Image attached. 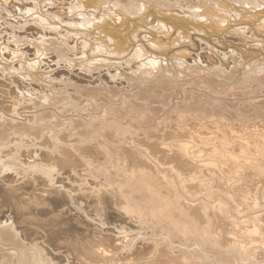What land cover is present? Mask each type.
I'll use <instances>...</instances> for the list:
<instances>
[{
	"label": "bare ground",
	"instance_id": "bare-ground-1",
	"mask_svg": "<svg viewBox=\"0 0 264 264\" xmlns=\"http://www.w3.org/2000/svg\"><path fill=\"white\" fill-rule=\"evenodd\" d=\"M30 1V0H29ZM35 1L34 3H28L27 0H0V18H3L2 20L6 21V24L8 23L10 25V37H12V41H26L27 37H33V36H37L38 33H41L43 35H46V33H49L48 31H46V29H50L52 30L55 29V35H62L64 37H67V35L69 36V32H73L76 36L82 37V41L81 44L84 45V48H82V54L83 57L81 55L80 58H85L87 56L84 57V53L86 52V50L90 49L91 44L95 42V47L93 50H91L92 55H97V54H101L98 53V49H102L104 52L108 53L107 56H109V54L113 55H117V56H121L122 53H127V43L129 40L128 37V32L129 31H133V27L135 25V23H137V26H147V25H151L150 31L151 34L156 37L155 39H150L148 40V35H146V43L144 42H138L139 40H135L136 44L135 47L133 49H131L129 52L128 57H126L127 62L126 63H132L135 61H140L139 66L136 67L135 71L133 72L134 74H136L141 80L144 79L146 81V83L149 81L151 84H155L158 85L154 86V85H142L144 87L141 88H137L138 90L135 91V93L133 95H129L128 98L124 97V99H126L125 101H121L123 108L125 110L126 105H129V102H137L138 99L140 98H149V96L153 95V92H160V91H166L167 95H170L172 93H178L180 92V90L178 89V91H175L177 88H174L176 86H169L168 84L164 82L160 83V81L158 82V80L160 79L159 76V71L164 70L163 65L165 64L166 61V54H167V50L168 48L172 47V45L176 42L178 43H186L190 40L191 38V32L190 30H195L197 29L198 31H201V33H203L202 35L200 34V38L203 41H208L210 40V38L208 37H212L214 38V40H223L226 39V35H222V32L224 31L225 26L230 23V21H233L235 19L237 20H248L251 21L252 23H254L255 27H256V31H258V33H264V0H33ZM44 4H42V3ZM60 2V3H59ZM54 4L53 7H50V9H46L43 7L45 6V4ZM58 3L61 4V7L58 6ZM56 4V5H55ZM232 6V7H230ZM258 10V11H257ZM2 12H5L4 14ZM16 13L18 15H20V17L22 16L24 17V13H30L29 15H37L38 18L45 20V22L43 23L42 20L39 22V27H22L23 31L18 32L17 30H20L22 28H18L17 30H15V26H17V22L13 23V22H9L7 21V17L10 16V13ZM26 16V15H25ZM13 17H11L12 20ZM17 18V17H16ZM19 18V17H18ZM17 18V20H18ZM27 18V17H26ZM25 18V19H26ZM230 18V19H229ZM39 19V20H40ZM232 19V20H231ZM21 20V19H20ZM30 20V19H28ZM34 20V19H33ZM4 21V23H5ZM16 21V19H15ZM22 21V20H21ZM135 23H134V22ZM26 22L27 19H26ZM25 22V23H26ZM32 22V21H31ZM24 23V24H25ZM35 23V22H34ZM232 23V22H231ZM1 24V23H0ZM20 24V23H19ZM32 24V23H31ZM37 24V22H36ZM45 25H49L48 27H45ZM231 25V24H230ZM252 25V24H251ZM5 26V24H4ZM19 26V25H18ZM22 26V25H21ZM20 26V27H21ZM35 26V25H34ZM57 26V28L59 27L61 30L56 29L55 27ZM3 27V26H2ZM6 27V26H5ZM245 27V26H244ZM7 28H9L7 26ZM17 28V27H16ZM241 29V28H240ZM243 29V28H242ZM248 29V27H247ZM250 29V28H249ZM64 30V31H62ZM244 30V29H243ZM4 31V30H3ZM237 31V29H236ZM242 31V30H241ZM246 31V30H245ZM1 32V30H0ZM244 32V31H243ZM7 33V32H6ZM196 33V32H195ZM242 32H240L239 34H241ZM53 34V33H52ZM142 34V33H141ZM158 34H164L166 36V40H162L160 37H158ZM236 34V33H235ZM250 34V33H249ZM257 34V33H256ZM8 35V33L6 34ZM206 35V36H205ZM245 35V33H244ZM9 36V35H8ZM42 36V35H41ZM55 36V37H56ZM133 36H136L135 34H133ZM198 36V35H197ZM198 36V37H199ZM4 37V36H3ZM38 37V36H37ZM36 37V38H37ZM40 37V36H39ZM38 37V38H39ZM43 37V36H42ZM51 37V36H50ZM53 37V36H52ZM58 37V36H57ZM74 37V36H73ZM139 37V36H138ZM264 37V35H263ZM262 37V38H263ZM193 38V37H192ZM196 38V37H195ZM261 38V37H260ZM33 39V38H32ZM45 39V38H44ZM48 39V38H47ZM61 40V38H58L56 40ZM90 39H93L94 42H90ZM199 39V38H198ZM230 39V37H229ZM237 39V37H236ZM248 39V38H247ZM240 40L242 43H240L239 45H237L235 48H237V52H235L234 50H230L229 52H223V51H216L213 52V56H209L206 54H202L201 59L203 62L206 63L207 66H212V70L210 69V71H206L207 76L205 77H211L213 78V80L208 79L206 82L210 83V82H215L217 84H219V87L215 88H209L211 91L213 92H226L230 90L229 87H225L229 86V83L227 82V80L231 81V80H235L236 78H234V76H232L230 78V75H232L235 71L236 72H241V74L243 75L242 77H237V79L235 80L236 85L238 86L240 82H244L245 81H249V83L251 82V84L255 83V84H259V85H264V57H260L261 54H258L256 57H260L258 59H256V57L253 58V53L252 51H249L250 49H247L245 45H242L245 43H249V39L247 40ZM1 40V39H0ZM31 41V39H29ZM38 40V39H37ZM52 40V39H51ZM56 40H53L52 42L48 40V42H51L52 45H55ZM80 40V39H79ZM92 40V41H93ZM196 40V39H195ZM212 40V39H211ZM227 40V39H226ZM231 40V39H230ZM233 40V39H232ZM6 41H10V40H6ZM64 41V40H62ZM72 41V40H70ZM69 41V42H70ZM75 41V40H74ZM73 41V42H74ZM200 41V40H199ZM202 41V43H203ZM239 41V42H240ZM252 41V40H251ZM35 42V41H34ZM41 42H45V40H41ZM58 42V41H57ZM66 42V41H65ZM73 42H71L73 44ZM236 42V41H235ZM236 42V43H239ZM6 43V42H5ZM11 43V42H10ZM35 43H39L35 42ZM34 43V44H35ZM47 43V42H45ZM63 43V42H62ZM61 43V44H62ZM75 43V42H74ZM135 43V42H134ZM133 43V45H134ZM227 43V42H226ZM253 43V42H251ZM18 44V43H17ZM42 44V43H41ZM38 44L40 46L43 45ZM44 44V43H43ZM67 44V43H66ZM65 44V45H66ZM69 44V43H68ZM80 44V45H81ZM193 44V43H192ZM206 47H207V43ZM221 44V43H220ZM228 44V43H227ZM28 45V44H27ZM33 45V43H32ZM36 45V44H35ZM46 45V44H45ZM44 45V46H45ZM49 45V43H48ZM82 45V46H83ZM177 45V44H176ZM197 45V44H196ZM204 45V43H203ZM34 46V45H33ZM47 46V45H46ZM71 45H68V47ZM147 46H149V48H154L153 50H148ZM174 46V45H173ZM182 46V45H181ZM3 47V46H2ZM6 47V46H5ZM13 47V46H12ZM17 47V46H16ZM32 47V46H29ZM39 47V46H38ZM175 47V46H174ZM210 48H208L209 50H212L211 48H214L212 46H208ZM254 47V46H253ZM264 48V44L261 46ZM1 48V47H0ZM40 48V47H39ZM70 48V47H69ZM73 48V47H72ZM2 49V48H1ZM37 49V48H34ZM81 49V48H80ZM78 49V50H80ZM229 49V48H228ZM254 49V48H253ZM29 50V49H28ZM61 50V49H60ZM65 50V49H64ZM67 50V49H66ZM69 50V49H68ZM67 50V51H68ZM96 50V52H95ZM187 50V49H186ZM184 50V51H186ZM194 50V49H193ZM216 50V49H214ZM220 50V49H219ZM3 51V50H2ZM38 50H35V52ZM9 52V50H8ZM49 52V51H48ZM51 52V51H50ZM49 52V53H50ZM71 52V51H70ZM75 52V51H74ZM99 52H101V50H99ZM103 52V53H104ZM188 52V51H187ZM186 52V54H187ZM199 52H202L199 50ZM18 53V52H17ZM16 53V54H17ZM30 53V52H29ZM35 53V54H37ZM55 53V52H54ZM57 53V52H56ZM60 53H63L62 50L60 51ZM67 53V52H66ZM80 53V52H79ZM106 53H104L103 55H105ZM179 53V52H178ZM184 53V52H183ZM176 54L175 57L172 60V67H174V63H178L176 65H178L180 68H187V65L185 66L184 64H180L179 63L183 60L182 57L184 56V54ZM191 53V52H189ZM204 53V52H203ZM7 54V53H6ZM11 54V53H9ZM14 54V53H12ZM14 54V56L16 55ZM44 56H46L45 53H43ZM192 54V53H191ZM4 55V54H2ZM21 55V53H20ZM60 55V54H59ZM66 55V54H65ZM79 55V54H78ZM7 56V55H5ZM10 56V55H9ZM17 56V55H16ZM52 55H49V58ZM72 56V55H70ZM69 56V57H70ZM76 56V55H75ZM196 56V55H195ZM23 57V56H21ZM28 57V55H27ZM37 57V56H36ZM67 57V56H66ZM77 57V56H76ZM3 58V56H2ZM8 58V57H7ZM6 58V59H7ZM42 58V57H41ZM44 58V57H43ZM48 58V59H49ZM72 58V57H71ZM195 58V57H194ZM198 60L199 57L197 55ZM250 60H248V59ZM253 58V59H251ZM16 59V58H15ZM11 60H14L13 58H11ZM38 60V59H37ZM55 60V59H54ZM59 60V59H58ZM74 60V59H72ZM93 60V59H91ZM102 60V59H101ZM193 60V59H192ZM7 61V60H6ZM52 61V60H51ZM63 61V60H62ZM90 61V60H89ZM97 61V60H96ZM108 61V60H107ZM120 61V60H119ZM184 61V60H183ZM201 61V62H202ZM4 62V61H3ZM13 62V61H12ZM42 62V61H41ZM44 62V61H43ZM55 62V61H54ZM52 61V63H54ZM57 62V61H56ZM55 62V63H56ZM59 62V61H58ZM57 62V64H58ZM65 62V61H64ZM100 62V61H99ZM110 62V61H109ZM115 62V61H114ZM174 62V63H173ZM186 62V60H185ZM184 62V63H185ZM194 62V61H192ZM197 62V61H196ZM51 63V62H50ZM49 63V64H50ZM60 63V62H59ZM88 63V62H87ZM104 63V62H103ZM129 63V64H130ZM168 63V62H167ZM12 64V63H11ZM17 64V63H16ZM21 64V63H20ZM27 64V63H26ZM25 64V66H26ZM46 64V63H45ZM67 64V63H66ZM135 64V63H133ZM188 64V63H187ZM195 64V63H194ZM204 64V63H201ZM30 65V64H29ZM44 65V64H43ZM78 65V64H77ZM91 65V64H90ZM94 65V64H93ZM120 65V64H119ZM132 65V64H131ZM136 65V64H135ZM190 65V64H188ZM200 65V64H199ZM205 65V64H204ZM230 65H232L231 67H229ZM12 66V65H11ZM17 66V65H16ZM21 66V65H20ZM57 66H60L59 64ZM66 66V65H65ZM70 66V65H69ZM111 66H113L111 64ZM123 66V65H122ZM133 66V65H132ZM182 66V67H181ZM198 66V65H197ZM14 67V66H13ZM33 67V66H32ZM31 67V68H32ZM35 67V66H34ZM37 67V66H36ZM47 67V66H46ZM67 67V66H66ZM83 67V66H82ZM101 67V66H100ZM178 67V69H179ZM193 68L196 67L192 66ZM229 69H228V68ZM11 68V67H10ZM9 68V69H10ZM29 68V66L27 67ZM41 68V67H40ZM106 68V67H105ZM109 68V67H108ZM123 68V67H122ZM121 68V69H122ZM135 68V67H133ZM171 67H169L170 69ZM14 69V68H13ZM12 69V70H13ZM53 69V68H51ZM50 69V70H51ZM69 69V68H68ZM81 69V67H80ZM104 69V68H103ZM111 69V68H110ZM118 69V68H117ZM130 69V68H129ZM144 69V70H143ZM197 69V68H196ZM6 70V69H5ZM11 70V71H12ZM18 70V69H17ZM31 70V69H30ZM35 70V69H34ZM44 70V69H43ZM49 70V69H47ZM59 70V69H57ZM56 70V71H57ZM84 70V69H83ZM89 70V69H88ZM102 70V69H101ZM128 70V69H127ZM176 70V69H175ZM3 71V70H2ZM7 71V70H6ZM21 71H22V67H21ZM25 71V70H24ZM60 71V70H59ZM73 71V70H71ZM95 71V70H94ZM98 71V70H97ZM104 71V70H103ZM107 71V69H106ZM116 71V69H115ZM133 71V70H132ZM173 70L170 71V73ZM201 73L200 70H197ZM82 72V71H81ZM109 72V71H108ZM107 72V73H108ZM125 72V71H124ZM182 72V71H181ZM4 73H6L4 71ZM2 75H5V74ZM9 73V71L7 72ZM14 73V71L12 72ZM9 73V74H12ZM16 73V72H15ZM39 73V72H38ZM47 73V72H46ZM65 73H69V72H65ZM90 73V72H89ZM88 73V74H89ZM100 73V72H99ZM110 73V72H109ZM114 73V72H113ZM130 73H132L130 71ZM129 73V74H130ZM132 73V74H133ZM173 73V72H172ZM184 73V70H183ZM196 73V72H195ZM193 73V74H195ZM8 74V75H9ZM92 74V73H91ZM125 74V73H124ZM127 74V73H126ZM199 74V73H198ZM8 75H5L6 77ZM14 75V74H13ZM36 75V74H35ZM39 75V74H38ZM47 75V74H46ZM67 75V74H66ZM80 75V73H79ZM77 75V76H79ZM83 75V73H82ZM95 75V74H94ZM100 75V74H99ZM121 75V73H120ZM123 75V74H122ZM159 77H158V76ZM167 75V74H166ZM4 76V77H5ZM17 76V75H16ZM21 76V75H19ZM17 76V77H19ZM42 76V75H41ZM45 76V75H44ZM59 76V75H58ZM63 78V75H61ZM60 76V77H61ZM70 76V74H69ZM75 76V75H74ZM81 76V75H80ZM85 76V75H83ZM89 76V75H88ZM101 76V75H100ZM129 76V75H128ZM175 76V75H174ZM15 77V76H14ZM17 77L15 80H17ZM49 77V76H47ZM73 77V76H72ZM94 77V76H93ZM99 77V76H98ZM109 78L110 75H108ZM107 77V78H108ZM114 77V76H113ZM123 77V76H122ZM136 77V78H138ZM167 77V76H164ZM193 77V76H192ZM197 77V76H196ZM204 77V76H203ZM9 78V77H8ZM13 78V77H12ZM24 78V77H23ZM26 78V77H25ZM29 78V77H28ZM65 78V77H64ZM68 78V76H67ZM79 78V77H78ZM91 78V77H90ZM119 78V77H118ZM162 78V77H161ZM182 78V77H181ZM180 78V79H181ZM199 78V77H198ZM201 78V77H200ZM199 78V79H200ZM11 79V78H10ZM20 79V78H19ZM55 79V78H54ZM59 79V78H58ZM61 79V78H60ZM66 79V78H65ZM64 79V80H65ZM72 78H70L71 80ZM80 79V78H79ZM106 79V78H105ZM126 80H128V78H125ZM131 79V78H130ZM169 78H167L168 80ZM14 80V81H15ZM44 80V79H43ZM46 80V79H45ZM50 82V79H48ZM46 80V82L48 81ZM53 80V79H51ZM104 80V79H103ZM116 80V79H115ZM119 80V79H118ZM195 80V79H194ZM205 80V79H204ZM13 81V82H14ZM34 81V80H33ZM41 81V80H39ZM38 81V82H39ZM83 81V79H82ZM95 81V80H94ZM101 81V80H100ZM108 81V80H107ZM106 81V82H107ZM112 81V80H111ZM122 81V80H121ZM133 81V80H132ZM131 81V82H132ZM139 81V80H138ZM179 81V80H178ZM18 82H22V81H18ZM52 82V81H51ZM60 82V81H59ZM66 82V81H65ZM99 82V81H98ZM103 82V81H101ZM118 82V81H117ZM116 82V83H117ZM199 82V81H198ZM197 82V83H198ZM234 82V83H235ZM1 83V82H0ZM27 83V82H26ZM43 83V82H42ZM57 83V82H56ZM69 83V82H68ZM72 83V82H71ZM75 83V82H73ZM72 83V84H73ZM78 83V82H77ZM80 83V82H79ZM88 83V82H87ZM135 82H133V84H131L132 86L128 85L129 87H133V85ZM179 83V82H178ZM189 83V81H188ZM23 84V83H22ZM25 84V83H24ZM29 84V83H27ZM31 84V83H30ZM48 84V83H47ZM62 84V83H61ZM67 84V83H66ZM85 84V83H84ZM90 84V83H89ZM88 84V85H89ZM101 84V83H100ZM103 84V83H102ZM122 84V83H121ZM120 84L119 87H121L122 85ZM124 84V83H123ZM129 84V82H128ZM193 84V83H192ZM212 85V83H210ZM246 84V83H245ZM83 85V84H82ZM81 85V87H82ZM107 85V83H106ZM116 85V84H115ZM118 85V84H117ZM197 85V84H196ZM203 85V84H201ZM199 85V87L201 86ZM205 85V84H204ZM207 85V84H206ZM22 86V85H21ZM28 86V85H27ZM30 86V85H29ZM49 86V85H48ZM75 86V84H74ZM77 86V85H76ZM91 86V85H90ZM98 86V85H97ZM101 86V85H100ZM103 86V85H102ZM108 86V85H107ZM124 86V85H123ZM181 86V85H180ZM189 86V85H188ZM192 86V85H191ZM195 86V84H194ZM210 86V85H209ZM236 86V87H237ZM250 86V85H249ZM252 86V85H251ZM250 86V87H251ZM36 87V86H35ZM34 87V88H35ZM51 87V86H50ZM63 87V86H62ZM66 87V86H65ZM79 87V86H78ZM92 87V86H91ZM95 87V86H94ZM109 87V86H108ZM107 87V88H108ZM114 87V86H113ZM187 87V86H186ZM197 87V86H196ZM203 87V86H201ZM213 87V86H212ZM241 87V86H240ZM247 87V86H246ZM249 87V89H250ZM257 87V85H256ZM264 87V86H263ZM261 87V88H263ZM27 88V87H26ZM29 88V87H28ZM40 88V87H39ZM38 88V90H39ZM57 88V87H56ZM84 89V87H82ZM100 88V87H97ZM106 88V87H105ZM103 88V89H105ZM111 88V87H110ZM117 88V87H116ZM207 88V87H206ZM238 88V87H237ZM19 89H21V87H19ZM33 89V87H32ZM37 89V88H36ZM47 89V88H46ZM72 89V88H71ZM86 89V88H85ZM93 89V88H92ZM118 89V88H117ZM124 89V88H123ZM122 89V90H123ZM181 89V87H180ZM204 89V88H203ZM235 89V88H234ZM247 89V88H246ZM255 89V88H254ZM258 89V88H257ZM37 90V91H38ZM41 90V89H40ZM43 90V89H42ZM74 90V88H73ZM100 90V89H99ZM102 90V88H101ZM116 90V89H114ZM128 90V89H127ZM200 90V89H199ZM206 90V89H205ZM23 91V90H22ZM28 91V89H27ZM36 91V92H37ZM52 91V90H51ZM54 91V90H53ZM75 91V90H74ZM73 91V92H74ZM108 91V90H107ZM207 91V90H206ZM258 91V90H257ZM256 91V92H257ZM15 92V90H14ZM18 92V91H17ZM24 92V91H23ZM46 92V91H44ZM48 92V91H47ZM56 92V90H55ZM64 92V91H63ZM69 91H67L68 93ZM114 92V91H111ZM185 92V91H184ZM193 92V91H192ZM209 92V90L207 91ZM254 92V90H253ZM259 92V91H258ZM22 93V92H21ZM30 93V92H29ZM32 93V91H31ZM33 93H35V91H33ZM32 93V94H33ZM41 93V91H40ZM39 93V94H40ZM50 93V92H49ZM48 93V94H49ZM70 93V92H69ZM76 93V92H75ZM234 93V92H233ZM241 93V92H240ZM250 93V92H249ZM260 93V92H259ZM16 94V93H15ZM28 94V93H27ZM45 94V93H44ZM89 94V93H88ZM91 94V93H90ZM102 94V93H101ZM100 94V95H101ZM104 94V93H103ZM109 94V93H108ZM161 94H163L161 92ZM236 94V93H235ZM246 94V93H245ZM251 94V93H250ZM18 95V94H17ZM25 95V94H24ZM36 95V94H35ZM68 95V94H67ZM87 95V94H85ZM97 95V94H96ZM99 95V96H100ZM114 95V94H113ZM117 95V94H116ZM195 94H193L192 96H194ZM202 95V94H201ZM200 95V96H201ZM226 95V94H225ZM232 95V94H231ZM238 95V93H237ZM241 95V94H240ZM238 95V96H240ZM244 95V93H243ZM261 95V94H260ZM19 96V95H18ZM21 96V95H20ZM65 96V94H64ZM92 96V95H91ZM90 96V98H91ZM122 96V95H121ZM153 96H157V95H153ZM151 96V97H153ZM164 96V94H163ZM179 96V95H178ZM215 96V94H214ZM37 97V96H36ZM88 97V96H87ZM94 97V96H93ZM98 97V96H97ZM107 97V96H106ZM119 97V96H118ZM181 97V96H180ZM207 97V96H206ZM211 97V96H210ZM221 97V96H220ZM258 97V96H257ZM262 97V95H261ZM260 97V98H261ZM18 98V97H17ZM56 98V97H55ZM68 98V96H67ZM70 98V97H69ZM99 98V97H98ZM96 98V100L98 99ZM101 98V97H100ZM122 98V97H121ZM158 98V96H157ZM164 98V97H163ZM177 98V97H176ZM199 98V96H198ZM197 98V99H198ZM227 98V97H225ZM232 98V97H231ZM235 98V97H234ZM104 99V98H101ZM156 99V98H155ZM165 99V98H164ZM193 99H196L195 97ZM200 99V98H199ZM246 99V98H245ZM41 100V99H40ZM61 100V99H60ZM71 100V99H70ZM92 100V99H91ZM109 100V99H108ZM137 100V101H135ZM142 100V99H141ZM153 100V99H151ZM160 100V99H159ZM171 99L166 97L167 101L165 104H170V102H172ZM192 99H190L191 101ZM233 100V99H232ZM236 100V99H235ZM262 100V99H261ZM259 100V101H261ZM19 101V100H18ZM57 101V99H56ZM68 101V100H67ZM89 101V99H88ZM117 101V100H116ZM145 101V100H144ZM155 100H153L152 102H154ZM164 101V100H162ZM161 101V102H162ZM252 101V100H251ZM264 101V100H262ZM41 102V101H40ZM50 102V101H49ZM48 102V103H49ZM74 102V101H73ZM150 102V103H152ZM160 102V101H158ZM158 102H154V103H158ZM177 102V101H176ZM217 102V101H216ZM235 102V101H234ZM242 102V101H241ZM247 102V101H246ZM34 103V102H33ZM38 103V102H37ZM43 103V102H42ZM57 103V102H56ZM61 103V102H60ZM65 103V102H64ZM67 103V102H66ZM86 103V102H85ZM111 103V102H110ZM119 103V102H118ZM164 104V102H162ZM174 103V102H173ZM181 103V102H180ZM179 103V105H181ZM194 103V102H193ZM207 103V102H206ZM215 103V102H214ZM213 103V104H214ZM219 103V102H217ZM223 103V102H222ZM229 102H226V104ZM232 102H230L231 104ZM245 103V101H244ZM243 103V104H244ZM52 104V103H51ZM54 104V103H53ZM93 104V103H92ZM96 104V103H94ZM120 104V103H119ZM153 104V103H152ZM161 105V103H159ZM184 104V103H183ZM183 104L181 106H183ZM202 104V103H201ZM234 104V103H233ZM237 104V103H236ZM248 104V103H247ZM246 104V106H247ZM252 104V103H250ZM46 105V104H45ZM88 105V104H87ZM91 105V104H90ZM132 105V103L130 104ZM134 105V104H133ZM178 105V103H177ZM178 105V106H179ZM190 105V104H188ZM207 105V104H206ZM210 105V104H209ZM221 105V103H220ZM232 105V104H231ZM239 105V104H238ZM249 105V104H248ZM111 105H107V111L109 109H116L118 108V106L116 107ZM135 106L137 108H140L143 106V104L139 103H135ZM134 106V107H135ZM146 106V105H145ZM171 106V104H170ZM180 106V108H181ZM185 106V105H184ZM234 106V105H233ZM253 106V105H252ZM259 106V105H258ZM262 106V105H260ZM38 107V104H37ZM59 107V106H58ZM90 107V106H89ZM130 107V106H129ZM132 107V106H131ZM168 107V106H167ZM165 107V108H167ZM198 107V106H197ZM207 110L208 106H205ZM211 107V106H210ZM218 107V106H217ZM225 107V105L223 106ZM222 107V108H223ZM235 107V106H234ZM257 107V106H256ZM264 107V106H262ZM97 108V107H96ZM121 108V107H120ZM128 108V107H127ZM137 108L135 110H137ZM147 108V109H146ZM177 108V107H176ZM195 108V107H192ZM258 108V107H257ZM27 109V108H26ZM62 109V108H61ZM113 109V110H114ZM132 110H128L129 113L133 112V108H131ZM145 110L144 113L140 112H135L137 114V116H140L144 122L146 121H151L153 116L152 114H156L159 113L161 111V107H145L142 108ZM170 109V108H169ZM178 109V108H177ZM184 109V108H183ZM180 109V110H183ZM189 109V108H186ZM185 109V110H186ZM203 109V108H202ZM201 108L200 111L204 112ZM211 109V108H210ZM214 109V108H213ZM217 109V108H216ZM228 109V108H227ZM120 110V109H119ZM174 110V109H173ZM190 110H194V109H190ZM196 110V109H195ZM218 110V109H217ZM220 110V109H219ZM235 110V109H234ZM252 110V109H251ZM251 110L248 111L251 113ZM259 110V108H258ZM105 111V109H104ZM103 111V112H104ZM189 111V110H188ZM199 111V110H197ZM210 111V110H209ZM207 110V112H209ZM212 112L214 110H211ZM221 111V110H220ZM223 111V110H222ZM243 111V110H242ZM247 111V109H246ZM256 111V110H255ZM15 112V110H14ZM118 112V111H117ZM122 112V111H121ZM163 112V111H162ZM195 112V111H194ZM210 112L211 114H205L201 113V114H197V117H190L191 111L188 113H180L177 112V110L172 111V113H174L173 115L176 116L175 118H173L176 122H178L177 124H174V126H169L167 131H170V133H168L166 136L168 137H164L165 140L167 139H171V141L175 142L173 143V146L176 147V149L178 150V155L180 157H182V159L184 160L185 163H188L190 161H193V165H191L190 167L188 166H184L185 170H189V171H193L192 175H193V179L195 181L201 180L202 183H204L203 186H206L207 188H209V190H211V192H214V190L218 191L219 190H223L220 191L224 192L228 191L230 192L226 187L229 186V182L231 183V181H235L233 179H236V177L243 176L244 177L248 176L250 173H254L256 172L258 174L257 178L254 179L255 182L256 180L257 183L255 184V188H254V192H257L260 188V184L263 182L264 179V117H258L259 119H255L257 115L255 116V120L253 119L252 121L248 122H242L240 121L237 125H233L231 123H233L232 121L233 119H229L228 116L226 118L224 117H220L218 116H214L213 113L215 112ZM241 112V111H240ZM239 112V114H240ZM106 113V112H105ZM120 113V112H119ZM128 113V112H127ZM127 113H125L124 115H126ZM171 113V114H172ZM219 113V112H218ZM223 113V112H222ZM244 113V112H243ZM246 113V112H245ZM253 113V112H252ZM255 113V112H254ZM71 114V113H70ZM108 114V113H107ZM110 114V113H109ZM122 114V113H121ZM120 114V115H121ZM160 114V113H159ZM227 114H233V113H227ZM238 114V113H236ZM248 113H246L247 115ZM256 114V113H255ZM260 114V113H259ZM258 114V115H259ZM157 115V114H156ZM154 115V116H156ZM169 115V114H168ZM217 115V113H216ZM241 115V114H240ZM246 115L244 117L245 120H247ZM251 115V114H249ZM264 115V114H263ZM158 116V115H157ZM172 116V115H171ZM224 116V115H222ZM232 116V115H231ZM234 116V115H233ZM232 116V117H233ZM248 116V115H247ZM262 116V115H261ZM3 117V116H2ZM231 117V118H232ZM238 117V116H237ZM251 117V116H250ZM109 118V117H108ZM138 118V117H137ZM236 118V117H235ZM253 117H251L252 119ZM171 119V120H173ZM237 119V118H236ZM164 120V119H163ZM173 120V121H174ZM242 120V119H241ZM243 120V121H245ZM114 121V120H113ZM134 121V120H133ZM162 121V120H161ZM194 122L196 126L194 127H188V123ZM14 122L16 123V121L14 120ZM98 122V121H97ZM145 122V123H146ZM160 122V121H159ZM115 123V122H113ZM149 123V122H148ZM161 123V122H160ZM159 123V125H161ZM170 120H169V124H170ZM132 124V123H131ZM147 124V123H146ZM168 124V125H169ZM210 124V125H209ZM235 124V123H234ZM7 125V124H6ZM16 125H20V124H16ZM92 125V124H91ZM163 125V124H162ZM172 125V124H171ZM192 125V124H190ZM189 125V126H190ZM129 126V125H128ZM211 126V132H213L214 134L212 135L210 131V127ZM7 127V126H6ZM103 127V126H102ZM162 127V126H160ZM159 127V128H160ZM4 128V127H2ZM19 128V127H18ZM21 128V127H20ZM131 128V127H130ZM134 128V127H133ZM158 128V129H159ZM209 128V129H208ZM16 129V128H14ZM13 129V130H14ZM23 129V128H21ZM84 129V128H83ZM99 129V128H98ZM97 129V130H98ZM102 129V128H101ZM127 129V128H126ZM132 129V128H131ZM135 129V128H134ZM120 130V129H119ZM122 130V129H121ZM165 130V127H164ZM15 131V130H14ZM118 131V130H117ZM126 131V130H125ZM131 131V130H130ZM133 131V130H132ZM143 131V130H142ZM124 132V129H123ZM122 132V133H123ZM129 132V130H128ZM139 132V131H138ZM147 132V131H146ZM206 132V133H204ZM141 133V132H140ZM154 133V132H153ZM167 133V132H166ZM202 133H204L205 135L202 136ZM209 133V135H207ZM211 133V134H210ZM103 134V133H102ZM128 134V133H127ZM137 135V133H135ZM133 134V135H135ZM144 134V132H143ZM140 134L141 137H139L138 139L142 138V135ZM147 134V133H145ZM150 135V133H148ZM161 134V132H160ZM21 135V134H19ZM60 135V134H59ZM123 135H125V133H123ZM129 135H132L131 133H129ZM128 135V136H129ZM132 135V136H133ZM135 137V139L138 137ZM139 135V133H138ZM148 135V136H149ZM147 136V135H146ZM53 137V136H52ZM86 136H82L81 139H83L82 141L84 142L87 139L90 138H85ZM93 137V136H92ZM91 137V138H92ZM124 137V136H122ZM121 137V138H122ZM45 138V137H44ZM102 138V137H101ZM120 138V137H119ZM127 138V136L125 137ZM129 138V137H128ZM127 138V139H128ZM155 138V137H154ZM4 139V138H3ZM79 139V138H78ZM108 139V138H107ZM117 139V138H116ZM189 140V142H193V143H199L201 145V148L203 146L202 149H204L203 151H196L195 149H192V151L194 152L193 155L195 157H190V153H189V148H188V144H187V140ZM196 139V142H195ZM122 140V139H121ZM120 140V141H121ZM130 140V139H129ZM191 140V141H190ZM47 141V140H46ZM96 141V140H95ZM94 141V142H95ZM124 141V140H123ZM140 141V140H138ZM13 140L9 143H12ZM19 142V141H18ZM43 142V141H42ZM61 142V141H60ZM79 142V141H78ZM98 142V141H97ZM117 142V140H116ZM122 142V141H121ZM131 142H132V138H131ZM179 142L181 144H179ZM22 143V142H21ZM46 142H44L45 144ZM99 143V142H98ZM119 143V142H118ZM135 143V142H134ZM20 144V143H19ZM23 144V143H22ZM20 144V145H22ZM82 144V143H80ZM84 144V143H83ZM1 145V144H0ZM5 145V143H4ZM3 145V146H4ZM12 146L6 145L8 147L0 149V158L1 156H6L9 154H13L15 155V157H19V156H29V158L31 157V153L28 151L27 153L25 151L22 150L21 146L18 145L17 143L12 144ZM33 145V144H32ZM119 145V144H118ZM135 145V144H134ZM195 145V144H194ZM198 145V144H197ZM2 146V145H1ZM29 146V145H28ZM34 146V145H33ZM53 146V145H51ZM88 146V145H87ZM105 146V145H104ZM128 146V145H127ZM35 147V146H34ZM39 147V146H38ZM56 147V146H55ZM80 147V146H79ZM83 147V146H82ZM90 147V146H89ZM103 147V146H102ZM107 147V146H106ZM2 148V147H1ZM51 148V147H50ZM53 148V147H52ZM124 148V147H123ZM58 149V148H57ZM81 148H79L80 150ZM127 149V148H126ZM56 150V149H55ZM69 151V150H68ZM87 151L85 148L81 149V152ZM115 151V150H114ZM118 150L116 149V152ZM120 151V150H119ZM118 151V152H119ZM122 151V150H121ZM204 152L205 155L209 156V158H211L212 160L215 159V161H217L214 165L215 167L213 168V170L211 169V165H206L205 169H199L200 164H197L198 159L197 157L201 156V154H199L200 152ZM117 152V153H118ZM123 152V151H122ZM131 152V151H130ZM56 154V153H55ZM85 154V153H84ZM120 154V153H119ZM123 154V153H121ZM120 154V155H121ZM125 154V153H124ZM131 154V153H130ZM107 155V153H106ZM112 157L114 154H112ZM204 155V154H203ZM202 155V158L204 157ZM11 156V155H9ZM8 156V157H9ZM71 156V155H70ZM115 156V155H114ZM128 156V155H127ZM122 157V155H121ZM123 157H125L123 155ZM6 158V157H5ZM12 159H14V156L10 157ZM72 159V157H70ZM207 158V157H206ZM4 159V157H3ZM2 159V160H3ZM16 159V158H15ZM18 159V158H17ZM121 159V158H120ZM123 159V158H122ZM5 160V159H4ZM7 160V159H6ZM22 160V159H21ZM89 160V159H88ZM114 160V159H113ZM126 160V159H124ZM123 160V161H124ZM202 160V159H201ZM205 160V159H204ZM210 160V159H209ZM209 160L207 162H209ZM12 161V160H10ZM20 161V159H19ZM85 161V160H84ZM117 161V160H116ZM119 161V160H118ZM122 161V160H120ZM121 164H124L122 162H120ZM146 161V159H145ZM197 161V162H196ZM3 163V161H1ZM30 164L29 166L34 168V172L36 171H40L41 174L43 173V175L46 176L47 181L50 182V184L54 185L57 181H58V177L54 178L55 174L53 173L54 170L52 169H41L42 166H38V164ZM113 162V161H112ZM130 162V160H129ZM150 161L148 160V164ZM201 162V161H200ZM1 163V165H2ZM22 163V162H21ZM28 163V161H27ZM86 164H88L85 161ZM127 163V162H126ZM124 164L126 165V167L129 164ZM131 163V162H130ZM139 163V162H138ZM146 164V162H144ZM211 163H213L211 161ZM238 163V165H237ZM8 164V163H7ZM12 164V163H11ZM39 164H41L39 162ZM93 164V162H92ZM234 164V165H233ZM0 165V166H1ZM5 165V164H4ZM43 165V164H41ZM89 165V164H88ZM116 165V164H114ZM138 165V164H137ZM142 165V164H141ZM6 166V165H5ZM4 166V167H5ZM11 166V165H9ZM13 166V164H12ZM11 166V167H12ZM45 166V165H44ZM106 166V165H105ZM117 166V165H116ZM121 166V165H120ZM131 166V165H130ZM140 166V165H139ZM0 167V172L9 170L8 168L10 167ZM16 167H18V165H16ZM23 167V166H22ZM123 167V166H122ZM125 167V166H124ZM123 167V168H124ZM141 167V166H140ZM146 167V166H145ZM210 167V168H208ZM24 168V167H23ZM99 168V167H98ZM129 168V167H128ZM131 168V167H130ZM142 168V167H141ZM147 168V167H146ZM144 168V169H146ZM155 168V173L150 172L148 169H146L147 171H136V172H131V176L129 179L130 182V186L132 187H143L145 189H148L150 192L148 195H144L143 194V199L146 202V205H148V212L150 213V215L155 218L156 221L151 220L150 223V218H146L144 217H140L142 220V223L145 225H148L147 228H151L153 226H155V224H159L161 228L162 227V223L165 219H167L168 221L165 222V225H167V227H169L168 229L172 230L176 227L179 230H181L180 232H182V234L188 238L189 236V230H193V234L196 233L198 240H199V244L201 245V248L204 247L205 245L207 248L210 249V251L212 252V254L215 255V260L213 261V264H244V263H248V262H244L246 258H250L254 261L257 260V264H264L263 259L264 255L262 256V252H264V233L263 231L259 233L260 226L261 223L263 222V218H261V216H263L264 214L262 213L261 216H256L257 218L255 219L254 217V222L251 224V228L248 229L247 226H240V225H236V223L230 225L231 227H229V225H227L228 223H231L230 220L229 221V214L227 212V210L225 208H219V210H215L214 207L209 208L206 206H208L207 204L202 205L203 203L200 201V203L202 204H197L200 205L199 207V211L202 210L201 213L203 214V218L199 217L197 214L196 216H198L200 219H203L202 221H204L203 226L201 224H198L196 217H194V215H192L189 210L190 207L189 206V201L187 202L183 197L182 199L184 201L181 200V192L178 188V186L175 183V179L174 178H169V175L167 173H163L161 171H159L157 169V166L154 167ZM2 169V170H1ZM17 169V168H16ZM28 169V168H27ZM139 169V168H138ZM152 169V168H151ZM88 170V169H87ZM118 170V169H117ZM122 170V169H121ZM125 170V169H124ZM153 170V169H152ZM151 170V171H152ZM64 171V170H63ZM128 172V170H126ZM132 171V170H131ZM154 171V170H153ZM157 171V172H156ZM203 171V172H202ZM206 171V172H204ZM16 172V171H15ZM19 172V171H18ZM18 172H16L18 174ZM89 172V171H88ZM125 172V171H124ZM37 173V172H36ZM87 173V172H86ZM189 173V172H188ZM225 173V174H223ZM255 173V174H256ZM3 174V172H2ZM1 174V175H2ZM22 175V173H20ZM40 174V173H39ZM65 174V173H62ZM126 174V172H125ZM130 174V173H129ZM206 174V175H204ZM248 174V175H246ZM12 175V174H11ZM34 175V174H33ZM107 175V174H106ZM109 175V174H108ZM107 175V176H108ZM128 175V174H127ZM158 175L161 176L163 175L165 177V181L166 183L172 187V192L175 193V195H166L164 193H162L160 190L157 191V187L155 186V176ZM197 175V177L195 178V176ZM210 175L211 176V182L207 177V180L205 178H201V176H207ZM251 175V174H250ZM249 175V176H250ZM129 176V175H128ZM248 176V177H249ZM253 176V175H251ZM23 177V176H22ZM34 177V176H33ZM40 176H36V178L33 180L35 182H38L39 179H41ZM95 177V176H94ZM119 177V176H118ZM247 177V178H248ZM9 176H5L4 180L7 181V179H9ZM87 178V177H86ZM90 178V177H89ZM108 178V177H106ZM129 178V177H128ZM158 178V177H157ZM156 178V179H157ZM210 178V177H209ZM250 178V177H249ZM252 178V177H251ZM263 178V179H262ZM65 179V178H64ZM119 179V178H118ZM241 179V178H240ZM244 179V178H243ZM93 179H90V181H92ZM102 180V179H101ZM109 180V179H108ZM159 180V179H158ZM192 180V179H189ZM193 180V181H194ZM217 180V181H216ZM249 181V179H247ZM247 180L244 182H247ZM89 181V182H90ZM100 181V180H99ZM160 181V180H159ZM44 182V179H43ZM102 182V181H101ZM106 182V181H105ZM121 182V180H120ZM162 182V181H161ZM186 185H188L191 182L188 181H184ZM241 182H243L241 180ZM85 183V182H84ZM96 183V182H95ZM122 183V182H121ZM160 183V182H159ZM197 183V182H196ZM249 183H252V181ZM247 183V185L244 187H247V191L250 192L248 190V188L251 186H249ZM44 184V183H43ZM87 184V183H86ZM94 184V183H92ZM199 185L198 190L200 189L201 184L197 183ZM239 184V183H238ZM253 184V183H252ZM251 184V185H252ZM91 185V183H90ZM119 185V183H118ZM123 183L120 185L122 186ZM237 185V184H236ZM68 186V185H67ZM65 185H62V188L64 190V194L62 192H60L59 190H55L56 187L54 186H49V189L45 190V194L40 195V194H31L26 200H24V204L23 207L21 206H16L15 208H6V210H0V264H35L32 263V261H38V264H175L176 263V256H170L168 257V259L165 263L163 261H161V259L159 260L158 257H156V252L157 250L155 249L153 254H151L149 256V254L151 253L150 248H152V244L151 243H159L158 240L157 241H151L150 242H144L143 239L140 241L139 238H135L134 236L137 235L135 233L134 236L131 234L132 230H128L127 226L125 225L126 222H124V218L120 217V213H117V215H115L113 212L109 211V209L111 208V204H115L116 202L110 201L109 199H107L108 196H106V194H102V195H97L99 193H96L95 197L96 199H93V201L95 200L96 203L94 204V206L96 207H92L95 208V213H94V209H91V205L89 206V204L82 205V197H84V193L83 194H79V193H74L73 195V191H78V188H73L70 187V185L67 187ZM89 186V185H88ZM95 187H93V189H90L92 192L96 191L95 188L97 187V184L93 185ZM99 186V185H98ZM108 186V185H107ZM113 186H115L113 184ZM129 186V185H128ZM241 186V185H239ZM67 187V188H66ZM77 187V186H76ZM86 187V186H84ZM202 187V186H201ZM205 187V188H206ZM254 186L252 185V188ZM23 188V187H22ZM61 188V187H60ZM59 188V189H60ZM80 188V187H79ZM102 188V186H101ZM104 188V187H103ZM110 189V187H108ZM107 188V189H108ZM117 188V186H116ZM203 188V189H205ZM241 188V187H240ZM10 189V188H9ZM8 189V190H9ZM83 189V188H82ZM108 189V190H109ZM113 189V188H112ZM214 189V190H213ZM243 189V188H242ZM246 189V188H244ZM132 190V188H131ZM208 190V189H207ZM232 190V189H231ZM237 190V189H236ZM241 190V189H240ZM253 190V189H252ZM97 191H100V187L97 189ZM114 191L115 188H114ZM120 192H125L123 193V197L126 201V206H121L122 211H129L130 213L133 211V209H135V207L133 208V206L131 205L132 201H137L138 199L135 198V195L133 196L132 193H134L133 191H124V188L119 190ZM135 191V190H134ZM264 191V190H263ZM262 191V192H263ZM15 192V191H14ZM92 192H89L92 193ZM106 192V191H105ZM110 192V191H109ZM108 192V193H109ZM208 192V191H207ZM206 192V193H207ZM219 192V191H218ZM239 192V191H238ZM244 192V191H243ZM246 192V191H245ZM17 193V192H16ZM20 193V192H19ZM88 193V192H87ZM131 193V194H130ZM137 193V192H136ZM205 193V192H204ZM233 193V192H231ZM236 193V192H235ZM242 193V192H240ZM252 193V192H251ZM66 194V195H65ZM117 194V193H116ZM210 194V193H209ZM247 194V192L245 193V195H242V197H245ZM64 195V196H63ZM109 195V194H108ZM199 195V193H198ZM212 195V193H211ZM250 195V194H249ZM262 195V194H261ZM264 195V193H263ZM27 196V195H26ZM121 196V195H120ZM184 196V195H183ZM188 196V194H187ZM192 196V195H191ZM200 196V195H199ZM199 196H195L197 200V198ZM206 196V195H204ZM1 197V196H0ZM87 197V196H86ZM114 197V196H113ZM122 197V196H121ZM120 197V198H121ZM156 197H160V200H157ZM175 198V202L177 204L176 207H178L177 211L174 210L172 207H174V204L171 203L172 198ZM193 197V196H192ZM208 197V196H206ZM237 197V196H236ZM241 197V199H242ZM254 197V196H253ZM257 197V196H255ZM264 197V196H262ZM9 198V197H8ZM85 198V197H84ZM118 198V196H117ZM119 198V199H120ZM230 198V195H229ZM247 198H252V197H247ZM140 199V198H139ZM221 198H219L220 200ZM231 199L234 200V195L233 197H231ZM246 199V198H245ZM261 199V198H260ZM92 200V198H91ZM116 200V199H115ZM122 200V199H121ZM193 200V201H194ZM218 200V199H217ZM230 200V199H229ZM249 200V199H248ZM247 200V201H248ZM259 200V199H258ZM88 201V200H87ZM120 201V200H119ZM182 201V202H181ZM237 201V200H235ZM241 201V200H240ZM264 201V200H263ZM262 201V202H263ZM4 202V201H3ZM2 200H0V206L3 205ZM22 202V203H23ZM84 202V201H83ZM118 202V199H117ZM192 202V201H191ZM224 202V201H223ZM223 202H220V204H222ZM245 202V201H244ZM251 202V201H250ZM253 202V201H252ZM251 202V203H252ZM88 203V202H87ZM138 203V202H137ZM144 203V202H143ZM219 203V202H218ZM225 203V202H224ZM238 203V202H237ZM241 203V202H240ZM91 204V202H90ZM101 204L102 205V210L104 209L103 213L99 214V208L98 205ZM118 204V203H117ZM125 204V202L123 203ZM139 204V203H138ZM247 204V203H245ZM249 204V203H248ZM246 205L247 208L249 210H253V208H258L259 205L257 206V202L256 200H254L255 206L252 205ZM16 205V204H15ZM93 205V204H92ZM141 205V204H140ZM139 205V206H140ZM187 205V206H186ZM216 205V204H215ZM218 205V204H217ZM224 205V204H223ZM229 205V204H228ZM236 205V204H235ZM241 205V204H240ZM29 206L32 207H38V208H34L33 212H28V211H32V210H26L28 209ZM66 207V209H61L60 211H58V208L60 207ZM120 206V205H118ZM211 206V205H210ZM243 206V205H242ZM245 206V205H244ZM264 206V205H263ZM21 207V208H19ZM90 207V209H89ZM145 207V206H144ZM194 207V205H193ZM198 206H195L194 208H196ZM223 207V206H222ZM98 208V209H97ZM137 208V206H136ZM142 208V207H141ZM189 208V210L187 209ZM217 208V207H216ZM244 208V207H243ZM246 208V209H247ZM198 209V208H196ZM23 210V211H22ZM101 210V211H102ZM119 210V209H118ZM192 210V208H191ZM65 211L67 212H72L75 211L74 215H76V218H71L65 215ZM194 211V210H192ZM237 211V210H236ZM239 211V210H238ZM243 211V210H242ZM245 211V210H244ZM248 211V210H246ZM258 211V210H257ZM230 212V211H229ZM263 212V211H262ZM28 213H33V215L28 214ZM137 213V212H136ZM146 213V212H145ZM209 213L213 215V217L215 218V220H208L209 218ZM232 213V212H231ZM238 213V212H237ZM69 214V213H68ZM132 214V213H131ZM147 214V213H146ZM242 214V213H241ZM245 214V213H244ZM200 215V214H199ZM246 215V214H245ZM99 218L97 219L96 217ZM211 216V215H210ZM244 216V215H243ZM38 217V218H37ZM187 218V219H184ZM232 217V216H231ZM264 217V216H263ZM212 218V217H211ZM90 219V221L88 222L87 220ZM127 219V217H126ZM234 219V218H233ZM114 221H118V223L113 222ZM249 220V219H247ZM92 221H96L98 222V224L104 225L105 222H107V226L112 225L113 230L117 233V237H99L98 234H100V232H104L107 231L106 229L100 228V232H98L96 229V227H94V225L91 223ZM126 221V220H125ZM201 221V220H200ZM199 221V222H200ZM229 221V222H227ZM234 221V220H233ZM244 221V220H242ZM162 222V223H161ZM245 222V221H244ZM247 222V221H246ZM128 223V222H127ZM131 223V222H130ZM134 223V222H133ZM136 224V223H135ZM141 224V223H140ZM256 224V225H254ZM264 224V223H263ZM97 225V224H96ZM164 225V224H163ZM234 225V229H236V231L238 230V232L241 233V235H236L239 236V238H233L231 239L232 235L230 233L229 236L227 234L228 229L227 226L229 227V230L231 228H233L232 226ZM244 225V224H243ZM129 227V226H128ZM132 227V226H131ZM129 227V228H131ZM264 227V226H263ZM111 228V229H112ZM146 228V227H145ZM150 228V229H151ZM154 228V227H153ZM156 228V227H155ZM159 228V227H158ZM161 228L159 230H161ZM135 229V228H134ZM232 229V230H234ZM263 229V228H262ZM128 230V231H127ZM157 230V229H156ZM164 230V229H163ZM264 230V229H263ZM139 231V230H138ZM141 232V231H140ZM149 232V231H148ZM188 232V233H187ZM234 232V231H233ZM106 233V232H105ZM109 233V231L107 232ZM139 233V232H138ZM192 233V232H191ZM243 233H247V237L245 239ZM255 233H258V235H261V241L258 242L257 240L251 241L248 238L252 237ZM262 233V234H261ZM131 234V235H130ZM141 234V233H140ZM137 235V236H141V235ZM155 233V231H153V229H151L150 231V236H153ZM175 234V233H173ZM226 235V239L222 240L223 242L219 241V236L218 235ZM234 234V233H233ZM253 234V235H252ZM96 235L99 238H96ZM148 234H144L143 237H147ZM159 235V232H158ZM157 235V236H158ZM195 235V236H196ZM235 235L233 237H235ZM257 235V234H256ZM257 235V236H258ZM101 236V234H100ZM103 236V234H102ZM148 236V237H150ZM155 236V235H154ZM173 236V235H171ZM182 236V235H180ZM258 236V237H259ZM169 237V236H168ZM174 237V236H173ZM192 237V236H191ZM190 237V238H191ZM223 237V236H222ZM221 238V236H220ZM224 238V237H223ZM260 238V237H259ZM139 241H138V240ZM142 239V238H141ZM154 239V237H153ZM171 239V238H170ZM182 239V238H181ZM194 239H196L194 237ZM156 240V239H155ZM161 240V239H160ZM191 240V239H189ZM260 240V239H259ZM187 241V240H185ZM161 242V241H160ZM153 243V245H154ZM166 243V241H165ZM168 243V242H167ZM165 244V246L163 247L164 249L169 247L168 244ZM190 243V242H188ZM194 243V242H193ZM206 243V244H205ZM192 244V243H191ZM203 244V245H202ZM205 244V245H204ZM163 245V244H162ZM196 245V244H194ZM199 245V246H200ZM188 246V245H187ZM190 246V244H189ZM154 247L156 248V245H154ZM192 247V246H191ZM198 247V246H197ZM196 247V248H197ZM224 247V248H223ZM160 248V247H159ZM188 248V247H187ZM30 250L29 252H26V250ZM127 249V250H125ZM173 250V248H170ZM195 249V248H194ZM200 249V248H198ZM159 250V249H158ZM179 250V249H178ZM181 250V249H180ZM193 250V249H192ZM196 250V249H195ZM203 250V249H202ZM259 250H263L262 252H259ZM125 251V252H124ZM160 251H162L160 249ZM159 251V252H160ZM168 251V250H167ZM163 252V251H162ZM160 252V254L162 253ZM184 252V251H182ZM186 252V251H185ZM189 251H187L188 253ZM210 252V253H211ZM192 254L196 255L195 253L191 252ZM190 253V254H191ZM177 254V253H176ZM186 254V253H185ZM202 254V253H201ZM205 254V253H204ZM207 254V253H206ZM209 254V253H208ZM180 255V254H179ZM178 255V256H179ZM187 255V254H186ZM189 255V254H188ZM194 255H189L190 256H194ZM203 255V254H202ZM163 256L164 255H160ZM182 256V255H181ZM185 256V255H184ZM197 256V255H196ZM207 256V255H206ZM205 256V257H206ZM201 257V256H199ZM166 258V257H165ZM165 258L164 261H165ZM179 258H181L179 256ZM178 258V259H179ZM184 258V257H183ZM191 258V257H190ZM214 258V257H213ZM177 259V258H176ZM185 260H188L186 257L184 258ZM155 260V262H154ZM182 260V258L180 259ZM179 260V261H180ZM192 260V259H191ZM211 260V259H210ZM209 260V261H210ZM251 260V261H252ZM16 261V262H15ZM201 264H209L212 261H210L209 263H207L208 261L204 258L200 259ZM248 261V259H247ZM250 261V262H251ZM175 262V263H174ZM182 262V261H181ZM263 262V263H262ZM186 263V262H185ZM253 263V262H252ZM177 264V263H176ZM184 264V263H181ZM187 264V263H186ZM189 264V263H188ZM191 264V263H190ZM193 264V263H192Z\"/></svg>",
	"mask_w": 264,
	"mask_h": 264
},
{
	"label": "rangeland",
	"instance_id": "rangeland-1",
	"mask_svg": "<svg viewBox=\"0 0 264 264\" xmlns=\"http://www.w3.org/2000/svg\"><path fill=\"white\" fill-rule=\"evenodd\" d=\"M28 3H31V2H35L33 0H27ZM42 3V2H41ZM60 3V2H59ZM58 3V6L61 7V4ZM43 4V3H42ZM44 5V4H43ZM54 4H45V6L43 7L46 8V9H50V7H53ZM56 5V4H55ZM232 7V6H230ZM264 9V8H262ZM258 11V10H257ZM3 14L5 12H2ZM30 13H24V17L27 19L28 22H26V19L23 18L22 16L20 17V15L16 13H10V16L7 17V21L9 22H13V23H16L17 26H15V30H17L18 28H22L23 26L24 27H39V22L42 20L40 18H38L37 15H29ZM26 15V16H25ZM11 17L12 20H11ZM18 20H17V18ZM3 18H0V149H3V148H6L8 146L6 145H9V146H12V144H15L17 143L18 145L21 146L22 150L25 151L26 153L29 151L31 153V157L29 158V156H17L15 157V155H13L12 153L9 154V155H6V156H1L0 158V165H1V161H3L2 163V167H10L8 168L9 170H6L5 171H2L0 172V200H2V204L0 206V210H6V208H15L16 206H21L23 207V204H24V200H26L31 194H40V195H43L45 194V190L49 189V186H54L56 187L55 190H59L60 192H64L63 188H62V185H65V186H69L70 187H73L74 189L75 188H78L77 190L78 191H73V195L74 193H79V194H83L84 193V197H82V205H85L86 204H89V206L91 207V209H94V213L96 212L95 211V206L94 204L96 203V201L93 199H96L95 195L96 193H99L97 195H102V194H106L107 199H109L110 201H113V202H116L115 204H111V208L109 209V211L113 212L115 215H117V213H120V217L121 218H124V222L125 225L127 226V229L130 231L132 230V235L134 236L135 234L139 235L140 233L141 234H148L147 237H143V235L141 236H137L135 235L134 237L135 238H139L140 241L143 240V239H146V240H143L144 242H150V239L151 241H157L159 243H154V245H156V248L154 247L153 243H151L152 245V248H150V251L151 253L149 254V256L151 254H153L154 250L156 249L157 252H156V257L159 258V260L161 259V261H163L164 263L167 261V260H170L168 259V257H170L171 255L172 256H176L175 260H176V263L177 264H181V263H184V264H201V261L200 259L201 258H204L206 259L209 263L210 261H216L215 260V255L212 254V252L210 251L209 248L206 247V243L204 244L205 245V248L202 247L201 248V245L199 244V240H198V237L196 235V233L193 234V230H189V236L188 238L185 237L182 232H180L181 230H179L178 228H174L173 231L168 229L169 227H167V225H165V222L168 221L167 219H165L163 221V223L161 224L163 228L160 227L159 224H155V226H153L151 229H153V231H155L156 234H154L153 236H150V231L151 229L150 228H147L148 225H145L142 223V219L140 217H146V218H150V223H151V220L153 221H156L155 218H153L150 213L148 212V205H146V202L144 201L143 199V194L145 195H148L149 194V190L148 189H145L143 187H131L130 186V182H129V179H130V176H131V172H136V171H140V170H143V171H147L146 169H148L150 172H153L155 173V166H157V169L163 173H167L169 175V178H174L175 179V183L176 185L178 186L180 192H181V200L184 201L182 199V197L188 202L189 201V206H192L190 207V210L189 208H187L189 210V212L194 215V217H196V219L194 220H197L198 224H201L203 226V223L204 221H202L203 219H200L201 217L203 218V214L202 213V210L199 211V207L200 205H197V204H207L209 208H212L214 207V209L216 210H219V208H225L229 214V221L231 223H228L227 225H229V227H231L230 225L236 223V225H240L241 227L244 226L248 229H250L252 226L251 224L253 223V221L258 217V216H261V214L263 213L264 214V196L263 193H264V179H263V182L260 184V188L257 192H254V188H255V184L257 183L258 180H255L258 176V174L256 172H252L250 173V176L248 174L247 177L244 175L243 176H240L239 177H236V179H233L235 181H231V183L229 182V186L226 187V190L227 188L230 189L228 191H225L224 192H221L220 191H223V190H219L216 191L214 190V192H211V190H209V188H207L206 186H203L204 183H202L201 180H198V181H195L193 179V175H192V172L193 171H189V170H185L184 169V166H188L190 167L191 165H193V161H190L188 163H185L184 160L182 159V157H180L178 155V150L176 149L175 146H173V143L175 142L174 141H171V139H167L165 140L164 137H168L166 136L168 133H170V131H167L168 130V127L169 126H174V124H177L178 122H176L173 118H175L176 116H174L172 113V111L174 110H177V112H180V113H186V112H190L191 111V114H190V117L191 118H195L197 117V114H201V113H204L202 111H200V108L205 111L206 107L205 106H208L207 110L209 112H207V110L205 111V114H211L210 112H212L211 110H214L212 113L214 116H218L219 115L220 117H224L226 118L228 116L229 118V115H230V120L234 118V120L232 121L233 125H237L240 121L242 122H250L252 121L255 116L254 115H257L255 119H259L260 117H264V85H259V84H251V82L249 83V81H245L244 82H240L239 85L237 86L236 85V82L235 80L237 79V77H242L243 75L241 74V70L239 72H234L232 75H230V78L232 76H234V78H236L235 80H227V82L229 83V86H226L225 87H229L230 90L229 92L226 91V92H213L211 91L209 88H215L216 87H219L218 85L220 84H217L215 82H210L212 83V85L208 82H206L208 79L210 80H213V78L211 77H205L207 76V73L206 71H210V69L212 70V66H207L205 62L202 61L201 57L202 54H206V55H209V56H213V52H216V51H223V52H229L230 50H234L235 52H237V48H235L237 45H239L240 43H242L241 41L242 40H245L247 39L249 41V43H245L242 44V45H245L247 49H250L249 51H252L253 53V58L256 57L258 54H261L260 57H264V48L261 47L263 44H264V33H258V31H256V27L254 25V23H252L251 21H248V20H233V21H230V23H228L225 28H224V31L222 32V35H226V39H223V40H214V38L212 37H208L210 38V40H208L207 42L206 41H203L201 38H200V34L202 35L203 33H201V31H198L197 29L193 30H190L191 32V38L188 42L186 43H174L172 47L168 48L167 50V54L165 56L166 61L165 64L163 65V69L162 71H159V76H160V79L158 80V82L160 81V83L164 82L166 84H168L169 86H176L174 88H177L175 91H178V89L180 90V92L178 93H172L170 95H167V92L164 90V91H160V92H153L152 94L153 95H157V96H149V98L146 97L145 98H136L139 103L143 104L142 107L140 108H137L135 106V103H138L137 102H129L128 104L129 105H126V112L123 111L124 108H123V105L121 103V101H125L126 99H124V97L128 98V96L131 94L133 95L135 93V91H137L139 88L141 87H144L143 85L147 84V85H150L151 83L148 81L146 83V81L144 79H140L136 74H134L133 72L135 71L136 67L139 66V63L140 61H135V62H132V63H126L127 62V59L126 57H128L129 53L131 52L130 50L133 49L135 47V44H136V41L135 40H139L138 42H144L146 43L147 41H149L150 39H155L156 37H154L152 34H151V31L149 28H151V25H147V26H137L138 22L135 23L134 27H133V31H129L128 33V37H129V40H128V43H127V53H122V55L119 57L117 56L116 54L113 55L112 54H109V56H107L108 53L104 52L102 49H98V53H101V54H95V55H92L93 52H91V50L94 49L95 47V42L93 39H90V42H94V44L92 43L91 44V47L90 49L86 50V52L84 53V57L85 58H80L81 55L83 57V54H82V48H84V45L81 44L82 41V37H79V36H76L73 32H69V36L67 35V37H64L62 35H55V29L52 28V30L50 29H46V31H48L49 33H46V35H43L41 33H38L37 36H33L32 38L31 37H27L26 38V41H21V40H18V41H12V37H10V25L7 23L6 24V21L5 20H2ZM16 19V21H15ZM22 21H21V20ZM30 19V20H28ZM34 19V20H33ZM40 19V20H39ZM230 19V18H229ZM232 20V19H231ZM5 21V23H4ZM32 21V22H31ZM26 22V23H25ZM35 22V23H34ZM37 22V24H36ZM42 22L44 23L45 20H42ZM232 22V23H231ZM20 23V24H19ZM25 23V24H24ZM32 23V24H31ZM5 24V26H4ZM231 24V25H230ZM252 24V25H251ZM19 25V26H18ZM22 25V26H21ZM35 25V26H34ZM3 26V27H2ZM7 26L9 28H7ZM21 26V27H20ZM49 25H45V27H48ZM245 26V27H244ZM17 27V28H16ZM55 27V26H54ZM248 27V29H247ZM56 29L58 30H61L59 27L57 28V26L55 27ZM241 28V29H240ZM244 30H243V29ZM250 28V29H249ZM10 29V30H9ZM237 29V31H236ZM4 30V31H3ZM242 30V31H241ZM246 30V31H245ZM18 32H21L23 31V28L20 29V30H17ZM64 31V30H62ZM244 31V32H243ZM8 35H6L7 33ZM65 32V31H64ZM196 32V33H195ZM240 32H242L241 34H239ZM53 33V34H52ZM142 33V34H141ZM236 33V34H235ZM245 33V35H244ZM250 33V34H249ZM257 33V34H256ZM133 34H135L136 36H133ZM43 37H42V36ZM146 35H148V40L146 41ZM199 37H198V36ZM204 35V34H203ZM4 36V37H3ZM51 36V37H50ZM53 36V37H52ZM56 36V37H55ZM74 36V37H73ZM139 36V37H138ZM206 36V35H205ZM37 37V38H36ZM158 37H160L162 40H166V36L164 34H158ZM193 37V38H192ZM196 37V38H195ZM230 37V39H229ZM237 37V39H236ZM261 37V38H260ZM263 37V38H262ZM45 38V39H44ZM48 38V39H47ZM58 38H61V40H56ZM199 38V39H198ZM31 39V41L29 40ZM38 39V40H37ZM52 39V40H51ZM80 39V40H79ZM196 39V40H195ZM212 39V40H211ZM233 39V40H232ZM6 40H10V41H6ZM41 40H45V42H41ZM49 41H53V40H56L54 41L55 42V45H52L51 42H48ZM64 40V41H62ZM72 40V41H70ZM75 40V41H74ZM93 40V41H92ZM200 40V41H199ZM241 40V41H240ZM252 40V41H251ZM38 42V44H41L43 45V48L42 46L38 45L37 43L35 42ZM58 41V42H57ZM66 41V42H65ZM70 41V42H69ZM75 43H74V42ZM204 45H203V43ZM239 42V43H236V42ZM6 42V43H5ZM11 42V43H10ZM63 42V43H62ZM73 42V44L71 43ZM135 42V43H134ZM150 42V41H149ZM228 44H227V43ZM253 42V43H251ZM18 43V44H17ZM33 43V45H32ZM36 45H35V44ZM44 43V44H43ZM49 43V45H48ZM62 43V44H61ZM67 43V44H66ZM69 43V44H68ZM134 43V45H133ZM193 43V44H192ZM207 43V47H206V44ZM221 43V44H220ZM28 44V45H27ZM47 46H46V45ZM66 44V45H65ZM81 44V45H80ZM147 44V43H146ZM177 44V45H176ZM197 44V45H196ZM45 45V46H44ZM68 45H71L68 47ZM83 45V46H82ZM182 45V46H181ZM212 46L214 48H211L213 49L212 50H209L208 46ZM3 46V47H2ZM6 46V47H5ZM13 46V47H12ZM17 46V47H16ZM29 46H32V47H29ZM40 48H39V47ZM94 46V47H93ZM254 46V47H253ZM73 47V48H72ZM148 50H153L154 48H149V46H147ZM34 48H37V49H34ZM81 48V49H80ZM229 48V49H228ZM254 48V49H253ZM29 49V50H28ZM62 50L63 53H60V51ZM65 49V50H64ZM68 51H67V50ZM80 49V50H78ZM187 49V50H186ZM194 49V50H193ZM216 49V50H214ZM220 49V50H219ZM3 50V51H2ZM9 50V52H8ZM35 50H38V52L40 53H37V51L35 52ZM99 50H101V52H99ZM186 50V51H184ZM202 51V52H199ZM50 53H49V52ZM71 51V52H70ZM75 51V52H74ZM130 51V52H129ZM188 51V52H187ZM18 52V53H17ZM30 52V53H29ZM55 52V53H54ZM57 52V53H56ZM67 52V53H66ZM80 52V53H79ZM96 52V50H95ZM106 53L105 55H103L104 53ZM179 52V53H178ZM184 52V53H183ZM187 52V54H186ZM191 52V53H189ZM204 52V53H203ZM7 53V54H6ZM11 53V54H9ZM16 54L14 56V54ZM21 53V55H20ZM37 53V54H35ZM46 54V56H44V54ZM97 53V52H96ZM183 53L184 56L182 57V60L179 65L182 63L184 64L185 66L187 65V68H180L178 65V63H174V67H172L171 63H172V60L173 58L175 57L176 54H181ZM4 54V55H2ZM60 54V55H59ZM66 54V55H65ZM79 54V55H78ZM7 55V56H5ZM10 55V56H9ZM28 55V57H27ZM49 55H52L50 56L49 58ZM72 55V56H70ZM77 57H76V56ZM196 55V56H195ZM197 55L199 57L200 60H198L197 58ZM3 56V58H2ZM23 56V57H21ZM37 56V57H36ZM67 56V57H66ZM70 56V57H69ZM8 57V58H7ZM42 57V58H41ZM44 57V58H43ZM72 57V58H71ZM195 57V58H194ZM259 56L256 57V59L260 58ZM7 58V59H6ZM11 58H13L14 60H11ZM16 58V59H15ZM49 58V59H48ZM251 58V59H253ZM38 59V60H37ZM55 59V60H54ZM59 59V60H58ZM74 59V60H72ZM93 59V60H91ZM102 59V60H101ZM193 59V60H192ZM248 59V58H246ZM7 60V61H6ZM54 62H58V64L60 66H57V62L55 63H52V61ZM63 60V61H62ZM90 60V61H89ZM97 60V61H96ZM108 60V61H107ZM120 60V61H119ZM186 60V62H185ZM250 60V59H248ZM4 61V62H3ZM13 61V62H12ZM42 61V62H41ZM44 61V62H43ZM65 61V62H64ZM100 61V62H99ZM110 61V62H109ZM115 61V62H114ZM194 61V62H192ZM197 61V62H196ZM202 61V62H201ZM51 62V63H50ZM88 62V63H87ZM104 62V63H103ZM168 62V63H167ZM185 62V63H184ZM12 63V64H11ZM17 63V64H16ZM21 63V64H20ZM27 63V64H26ZM46 63V64H45ZM50 63V64H49ZM67 63V64H66ZM135 63V64H133ZM190 65H188V64ZM195 63V64H194ZM201 63H204V64H201ZM26 64V66H25ZM30 64V65H29ZM44 64V65H43ZM78 64V65H77ZM91 64V65H90ZM94 64V65H93ZM111 64L113 66H111ZM120 64V65H119ZM133 66H132V65ZM200 64V65H199ZM12 65V66H11ZM17 65V66H16ZM21 65V66H20ZM67 67H66V66ZM70 65V66H69ZM123 65V66H122ZM195 68H193L192 66H195ZM198 65V66H197ZM14 66V67H13ZM29 66V68H27ZM33 66V67H32ZM35 66V67H34ZM37 66V67H36ZM47 66V67H46ZM83 66V67H82ZM101 66V67H100ZM232 65H230L229 67H231ZM11 67V68H10ZM21 67H22V71H21ZM32 67V68H31ZM41 67V68H40ZM81 67V69H80ZM106 67V68H105ZM109 67V68H108ZM123 67V68H122ZM135 67V68H133ZM169 67H171L169 69ZM179 67V69H178ZM182 67V66H181ZM10 68V69H9ZM14 68V69H13ZM53 68V69H51ZM69 68V69H68ZM104 68V69H103ZM111 68V69H110ZM118 68V69H117ZM122 68V69H121ZM130 68V69H129ZM197 68V69H196ZM210 68V69H209ZM228 68V67H227ZM7 71H6V70ZM13 69V70H12ZM18 69V70H17ZM31 69V70H30ZM35 69V70H34ZM44 69V70H43ZM49 69V70H47ZM51 69V70H50ZM59 69V70H57ZM84 69V70H83ZM89 69V70H88ZM102 69V70H101ZM107 69V71H106ZM116 69V71H115ZM128 69V70H127ZM176 69V70H175ZM229 69V68H228ZM3 70V71H2ZM12 70V71H11ZM25 70V71H24ZM57 70V71H56ZM73 70V71H71ZM95 70V71H94ZM98 70V71H97ZM104 70V71H103ZM133 70V71H132ZM144 70V69H143ZM173 70L171 73L170 71ZM183 70H184V73H183ZM197 70H202L201 73ZM4 71L6 73H4ZM9 71V73H12L14 71V73L12 74H9L7 73ZM82 71V72H81ZM110 73H109V72ZM125 71V72H124ZM130 71L133 73H130ZM182 71V72H181ZM16 72V73H15ZM39 72V73H38ZM47 72V73H46ZM65 72H69V73H65ZM90 72V73H89ZM100 72V73H99ZM108 72V73H107ZM114 72V73H113ZM196 72V73H195ZM5 74V75H8L7 77L5 75H2V74ZM80 73V75H79ZM85 75L83 76L82 75ZM89 73V74H88ZM92 73V74H91ZM121 73V75H120ZM125 73V74H124ZM127 73V74H126ZM130 73V74H129ZM195 73V74H193ZM199 73V74H198ZM14 74V75H13ZM36 74V75H35ZM39 74V75H38ZM47 74V75H46ZM67 74V75H66ZM70 74V76H69ZM95 74V75H94ZM101 76H100V75ZM123 74V75H122ZM167 74V75H166ZM19 77H17V76ZM42 75V76H41ZM45 75V76H44ZM59 75V76H58ZM63 75V78L62 76ZM75 75V76H74ZM79 75V76H77ZM89 75V76H88ZM108 75H110L111 78L108 77ZM129 75V76H128ZM175 75V76H174ZM5 76V77H4ZM15 76V77H14ZM49 76V77H47ZM61 76V77H60ZM68 76V78H67ZM73 76V77H72ZM94 76V77H93ZM99 76V77H98ZM114 76V77H113ZM123 76V77H122ZM158 76V75H157ZM158 76V77H159ZM164 76H167V77H164ZM193 76V77H192ZM197 76V77H196ZM204 76V77H203ZM9 77V78H8ZM13 77V78H12ZM17 77V80H15ZM24 77V78H23ZM26 77V78H25ZM29 77V78H28ZM66 79H65V78ZM80 79H79V78ZM91 77V78H90ZM108 77V78H107ZM119 77V78H118ZM128 78V80H126L125 78ZM138 77V78H136ZM162 77V78H161ZM182 77V78H181ZM200 79H199V78ZM11 78V79H10ZM20 78V79H19ZM55 78V79H54ZM59 78V79H58ZM61 78V79H60ZM70 78H72L70 80ZM106 78V79H105ZM131 78V79H130ZM167 78H169L167 80ZM181 78V79H180ZM44 79V80H43ZM50 79V82L49 80L46 82V80ZM53 79V80H51ZM65 79V80H64ZM83 79V81H82ZM104 79V80H103ZM116 79V80H115ZM119 79V80H118ZM195 79V80H194ZM205 79V80H204ZM15 80V81H14ZM34 80V81H33ZM41 80V81H39ZM95 80V81H94ZM103 82H101V81ZM108 80V81H107ZM112 80V81H111ZM122 80V81H121ZM133 80V81H132ZM139 80V81H138ZM179 80V81H178ZM14 81V82H13ZM18 81H22V82H18ZM39 81V82H38ZM52 81V82H51ZM60 81V82H59ZM66 81V82H65ZM99 81V82H98ZM107 81V82H106ZM118 81V82H117ZM132 81V82H131ZM189 81V83H188ZM199 81V82H198ZM29 84H27V83ZM43 82V83H42ZM57 82V83H56ZM69 82V83H68ZM75 82V83H72ZM78 82V83H77ZM80 82V83H79ZM88 82V83H87ZM117 82V83H116ZM129 82V84H128ZM133 82H135V86L133 85L132 89L131 87H129L128 85L132 86L131 84H133ZM179 82V83H178ZM198 82V83H197ZM235 82V83H234ZM23 83V84H22ZM25 83V84H24ZM31 83V84H30ZM48 83V84H47ZM62 83V84H61ZM67 83V84H66ZM85 83V84H84ZM90 83V84H89ZM101 83V84H100ZM103 83V84H102ZM109 86H107L106 85ZM122 83V84H121ZM124 83V84H123ZM131 83V84H130ZM143 83V85H142ZM193 83V84H192ZM75 84V86H74ZM83 84V85H82ZM89 84V85H88ZM116 84V85H115ZM118 84V85H117ZM120 84L122 85L121 87ZM195 84V86H194ZM197 84V85H196ZM203 84V85H201ZM205 84V85H204ZM207 84V85H206ZM22 85V86H21ZM28 85V86H27ZM30 85V86H29ZM49 85V86H48ZM77 85V86H76ZM84 87V89L81 87ZM92 87H91V86ZM98 85V86H97ZM101 85V86H100ZM103 85V86H102ZM124 85V86H123ZM151 85H154V86H157L159 85H155V84H151ZM181 85V86H180ZM189 85V86H188ZM192 85V86H191ZM199 85L203 86V87H199ZM210 85V86H209ZM251 87H250V86ZM257 85V87H256ZM36 86V87H35ZM51 86V87H50ZM63 86V87H62ZM66 86V87H65ZM79 86V87H78ZM95 86V87H94ZM114 86V87H113ZM187 86V87H186ZM197 86V87H196ZM213 86V87H212ZM238 88H237V87ZM241 86V87H240ZM247 86V87H246ZM19 87H21V89H19ZM27 87V88H26ZM29 87V88H28ZM33 87V89H32ZM35 87V88H34ZM40 87V88H39ZM57 87V88H56ZM97 87H100V88H97ZM106 87V88H105ZM108 87V88H107ZM111 87V88H110ZM118 89H117V88ZM181 87V89H180ZM207 87V88H206ZM250 87V89H249ZM263 87V88H261ZM37 88V89H36ZM39 88V90H38ZM47 88V89H46ZM72 88V89H71ZM74 88V90H73ZM86 88V89H85ZM93 88V89H92ZM102 88V90H101ZM105 88V89H103ZM124 88V89H123ZM138 88V89H137ZM204 88V89H203ZM235 88V89H234ZM247 88V89H246ZM255 88V89H254ZM258 88V89H257ZM28 89V91H27ZM41 89V90H40ZM43 89V90H42ZM100 89V90H99ZM116 89V90H114ZM123 89V90H122ZM128 89V90H127ZM200 89V90H199ZM209 92H207L206 90ZM15 90V92H14ZM24 92H23V91ZM38 90V91H37ZM52 90V91H51ZM54 90V91H53ZM56 90V92H55ZM108 90V91H107ZM254 90V92H253ZM260 92H258V91ZM18 91V92H17ZM33 93V91H35V93ZM37 91V92H36ZM41 91V93H40ZM46 91V92H44ZM48 91V92H47ZM64 91V92H63ZM67 91H69L67 93ZM74 91V92H73ZM111 91H114V92H111ZM185 91V92H184ZM193 91V92H192ZM257 91V92H256ZM22 92V93H21ZM30 92V93H29ZM50 92V93H49ZM76 92V93H75ZM161 92L164 94H161ZM234 92V93H233ZM241 92V93H240ZM251 94H250V93ZM16 93V94H15ZM28 93V94H27ZM40 93V94H39ZM45 93V94H44ZM49 93V94H48ZM89 93V94H88ZM91 93V94H90ZM102 93V94H101ZM104 93V94H103ZM109 93V94H108ZM236 93V94H235ZM240 95L238 96L237 95ZM244 93V95H243ZM246 93V94H245ZM19 96H18V95ZM25 94V95H24ZM36 94V95H35ZM65 94V96H64ZM68 94V95H67ZM87 94V95H85ZM97 94V95H96ZM101 94V95H100ZM114 94V95H113ZM117 94V95H116ZM193 94H195L194 96H192ZM202 94V95H201ZM215 94V96H214ZM226 94V95H225ZM232 94V95H231ZM262 97H261V95ZM21 95V96H20ZM92 95V96H91ZM100 95V96H99ZM122 95V96H121ZM179 95V96H178ZM201 95V96H200ZM37 96V97H36ZM68 96V98H67ZM88 96V97H87ZM91 96V98H90ZM94 96V97H93ZM99 98H98V97ZM107 96V97H106ZM119 96V97H118ZM181 96V97H180ZM199 96V98H198ZM207 96V97H206ZM211 96V97H210ZM221 96V97H220ZM258 96V97H257ZM18 97V98H17ZM56 97V98H55ZM70 97V98H69ZM104 98V99H101V98ZM122 97V98H121ZM130 97V96H129ZM165 99H164V98ZM166 97L171 99L172 102H170V104H165L167 101L166 100ZM177 97V98H176ZM196 98V99H193V98ZM227 97V98H225ZM232 97V98H231ZM235 97V98H234ZM261 97V98H260ZM96 98H98L96 100ZM156 98V99H155ZM198 98V99H197ZM246 98V99H245ZM41 99V100H40ZM57 99V101H56ZM61 99V100H60ZM71 99V100H70ZM89 99V101H88ZM92 99V100H91ZM109 99V100H108ZM142 99V100H141ZM155 100L156 102H158L157 104L152 102L153 100ZM160 99V100H159ZM190 99H192L190 101ZM233 99V100H232ZM236 99V100H235ZM262 99V100H261ZM19 100V101H18ZM68 100V101H67ZM117 100V101H116ZM145 100V101H144ZM164 100V101H162ZM170 100V101H171ZM252 100V101H251ZM261 100V101H259ZM41 101V102H40ZM50 101V102H49ZM74 101V102H73ZM164 102V104L162 102ZM177 101V102H176ZM219 103H217V102ZM235 101V102H234ZM242 101V102H241ZM245 101V103H244ZM247 101V102H246ZM34 102V103H33ZM38 102V103H37ZM43 102V103H42ZM49 102V103H48ZM57 102V103H56ZM61 102V103H60ZM65 102V103H64ZM67 102V103H66ZM86 102V103H85ZM111 102V103H110ZM120 104H119V103ZM152 102V103H150ZM174 102V103H173ZM181 102V103H180ZM194 102V103H193ZM207 102V103H206ZM215 102V103H214ZM223 102V103H222ZM226 102H229L226 104ZM230 102H232L230 104ZM52 103V104H51ZM54 103V104H53ZM93 103V104H92ZM96 103V104H94ZM132 103V105H130ZM161 103V105L159 104ZM179 105V103L182 105L183 103V106ZM202 103V104H201ZM214 103V104H213ZM221 103V105H220ZM234 103V104H233ZM237 103V104H236ZM244 103V104H243ZM249 105H248V104ZM252 103V104H250ZM37 104H38V107H37ZM46 104V105H45ZM88 104V105H87ZM91 104V105H90ZM134 104V105H133ZM190 104V105H188ZM207 104V105H206ZM210 104V105H209ZM239 104V105H238ZM247 104V106H246ZM107 105H111L112 106H115L117 105L118 108L116 109H109L108 111L106 110L107 109ZM146 105V106H145ZM185 105V106H184ZM225 105V107H223ZM235 107H234V106ZM253 105V106H252ZM259 105V106H258ZM262 105V106H260ZM59 106V107H58ZM90 106V107H89ZM116 106V107H117ZM130 106V107H129ZM132 106V107H131ZM135 106V107H134ZM161 107V111L159 113H156V114H152L153 116L152 117V120L151 121H145L140 117V116H137L136 113H134V111L136 112H140L141 113H144L145 110L142 109V108H145V107ZM168 106V107H167ZM181 106V108H180ZM198 106V107H197ZM211 106V107H210ZM218 106V107H217ZM259 110H258V108ZM97 107V108H96ZM121 107V108H120ZM128 107V108H127ZM167 107V108H165ZM178 109H177V108ZM192 107H195V108H192ZM223 107V108H222ZM27 108V109H26ZM62 108V109H61ZM131 108H133V112H130L128 110H132ZM137 108V110H135ZM170 108V109H169ZM184 108V109H183ZM186 108H189V109H186ZM205 108V109H204ZM211 108V109H210ZM214 108V109H213ZM218 110H217V109ZM228 108V109H227ZM105 109V111H104ZM120 109V110H119ZM128 109V110H127ZM147 109V108H146ZM174 109V110H173ZM180 109H183V110H180ZM186 109V110H185ZM190 109H194L193 111L190 110ZM196 109V110H195ZM221 111H220V110ZM235 109V110H234ZM247 109V111H246ZM252 109V110H251ZM15 110V112H14ZM140 110V111H138ZM189 110V111H188ZM199 110V111H197ZM223 110V111H222ZM243 110V111H242ZM251 110V113L248 112ZM256 110V111H255ZM104 111V112H103ZM118 111V112H117ZM122 111V112H121ZM163 111V112H162ZM195 111V112H194ZM241 111V112H240ZM106 112V113H105ZM120 112V113H119ZM128 112V113H127ZM219 112V113H218ZM223 112V113H222ZM240 112V114H239ZM244 112V113H243ZM248 113L246 115V113ZM253 112V113H252ZM256 114H255V113ZM71 113V114H70ZM108 113V114H107ZM110 113V114H109ZM122 113V114H121ZM125 113H127L126 115H124ZM172 113V114H171ZM197 113V114H196ZM217 113V115H216ZM227 113H233V114H227ZM238 113V114H236ZM260 113V114H259ZM121 114V115H120ZM169 114V115H168ZM251 114V115H249ZM259 114V115H258ZM156 115V116H154ZM172 115V116H171ZM212 115V114H211ZM224 115V116H222ZM233 117H232V116ZM246 115V119H244V117ZM262 115V116H261ZM3 116V117H2ZM238 116V117H237ZM253 117L251 119V117ZM109 117V118H108ZM138 117V118H137ZM232 117V118H231ZM237 119H236V118ZM259 117V118H258ZM164 119V120H163ZM173 119V120H171ZM242 119V120H241ZM254 119V120H255ZM14 120L16 121V123L14 122ZM114 120V121H113ZM134 120V121H133ZM162 120V121H161ZM169 120H170V124H169ZM245 120V121H243ZM98 121V122H97ZM161 123H160V122ZM115 122V123H113ZM149 122V123H148ZM132 123V124H131ZM159 123L161 125H159ZM235 123V124H234ZM7 124V125H6ZM16 124H20V125H16ZM92 124V125H91ZM163 124V125H162ZM169 124V125H168ZM172 124V125H171ZM192 124V125H190ZM129 125V126H128ZM190 125V126H189ZM195 123L191 121V123L189 122L188 123V127H194ZM210 125V124H209ZM7 126V127H6ZM103 126V127H102ZM162 126V127H160ZM4 127V128H2ZM19 127V128H18ZM23 129H21V128ZM132 129H131V128ZM135 129H134V128ZM160 127V128H159ZM164 127H165V130H164ZM210 127V131L208 132H211L212 130H215V129H212L211 130V126ZM16 128V129H14ZM84 128V129H83ZM99 128V129H98ZM102 128V129H101ZM127 128V129H126ZM159 128V129H158ZM15 131H14V130ZM98 129V130H97ZM120 129V130H119ZM122 129V130H121ZM123 129H124V132H123ZM167 129V130H166ZM118 130V131H117ZM126 130V131H125ZM129 130V132H128ZM131 130V131H130ZM133 130V131H132ZM143 130V131H142ZM139 131V132H138ZM147 131V132H146ZM216 131V130H215ZM125 133V135H123V133ZM141 132V133H140ZM144 132V134H143ZM154 132V133H153ZM161 132V134H160ZM167 132V133H166ZM103 133V134H102ZM128 133V134H127ZM129 133H131L132 135L137 133L136 135V139L135 135H129ZM139 133V135H138ZM147 133V134H145ZM150 133V135L148 134ZM206 133V132H204ZM204 133H202V136L205 135ZM212 135L214 134L213 132H211ZM210 133V134H211ZM21 134V135H19ZM60 134V135H59ZM140 134H143L142 135V138L138 139L139 137H141ZM129 135V136H128ZM147 135V136H146ZM149 135V136H148ZM209 135V133L207 134ZM53 136V137H52ZM82 136H86L87 138H90V139H87L85 140L84 142L82 141L83 139H81ZM93 136V137H92ZM124 136V137H122ZM127 136V138H125ZM45 137V138H44ZM85 137V138H86ZM92 137V138H91ZM102 137V138H101ZM120 137V138H119ZM122 137V138H121ZM155 137V138H154ZM4 138V139H3ZM79 138V139H78ZM108 138V139H107ZM117 138V139H116ZM131 138H132V142H131ZM122 139V140H121ZM130 139V140H129ZM12 143H9L8 142L12 141ZM47 140V141H46ZM96 140V141H95ZM117 140V142H116ZM122 142H121V141ZM124 140V141H123ZM140 140V141H138ZM187 141V146L189 148V153H190V157H195L193 155V151L192 149H195L196 148V151H200V150H204L201 148V145L199 143H193V142H189L188 139H186ZM19 141V142H18ZM43 141V142H42ZM61 141V142H60ZM79 141V142H78ZM95 141V142H94ZM99 143H98V142ZM191 141V140H190ZM22 142V143H21ZM44 142H46L44 144ZM119 142V143H118ZM135 142V143H134ZM195 142H196V139H195ZM5 143V145H4ZM20 143V144H19ZM82 143V144H80ZM84 143V144H83ZM35 146H33V145ZM119 144V145H118ZM135 144V145H134ZM179 144H181L179 142ZM195 144V145H194ZM4 145V146H3ZM29 145V146H28ZM53 145V146H51ZM88 145V146H87ZM105 145V146H104ZM128 145V146H127ZM6 146V147H5ZM39 146V147H38ZM56 146V147H55ZM80 146V147H79ZM83 146V147H82ZM90 146V147H89ZM103 146V147H102ZM107 146V147H106ZM2 147V148H1ZM51 147V148H50ZM53 147V148H52ZM124 147V148H123ZM58 148V149H57ZM79 148H85L87 151H84V152H81V149L79 150ZM127 148V149H126ZM56 149V150H55ZM116 149L119 151L116 152ZM69 150V151H68ZM115 150V151H114ZM123 152H122V151ZM131 151V152H130ZM197 151V152H198ZM200 152L199 154H201V156L197 157L198 161L197 164H200V167L199 169H205V166L207 165H211V169L213 170V168L215 167L214 163L217 164L215 161V159H211L209 158V156L205 155L204 152ZM56 153V154H55ZM85 153V154H84ZM107 153V155H106ZM112 154L113 157H112ZM122 157H121V155ZM125 153V154H124ZM131 153V154H130ZM204 154V155H203ZM71 155V156H70ZM123 155L125 157H123ZM128 155V156H127ZM202 155L204 156L202 158ZM9 156V157H8ZM14 156V159L10 158ZM4 157V159H3ZM6 157V158H5ZM72 157V159L70 158ZM207 157V158H206ZM16 158V159H15ZM18 158V159H17ZM121 158V159H120ZM123 158V159H122ZM3 159V160H2ZM7 159V160H6ZM20 159V161H19ZM22 159V160H21ZM89 159V160H88ZM114 159V160H113ZM126 159V160H124ZM146 159V161H145ZM202 159V160H201ZM205 159V160H204ZM210 159V160H209ZM12 160V161H10ZM89 164H86L85 161ZM117 160V161H116ZM120 160H124L122 163H126V164H129L127 167L126 165L124 164H121L119 163ZM130 160V162H129ZM148 160L150 161L149 163L151 164H148ZM209 160V162H207ZM28 161V163H27ZM33 161H36V164H38V166H42L41 169H52L54 170L53 173L55 174L54 178H57L58 177V181L52 185L50 184L49 181H47V178L45 175H43V173L41 174V172L38 170L36 172H34V168L30 167L29 165L30 164H35V162ZM113 161V162H112ZM201 161V162H200ZM211 161L213 163H211ZM22 162V163H21ZM39 162L41 164H39ZM93 162V164H92ZM139 162V163H138ZM146 162V164L144 163ZM8 163V164H7ZM13 166H12V164ZM30 163V164H29ZM5 164V165H4ZM116 164V165H114ZM138 164V165H137ZM142 164V165H141ZM11 165V166H9ZM16 165H18V167H16ZM45 165V166H44ZM106 165V166H105ZM121 165V166H120ZM131 165V166H130ZM142 167H140V166ZM234 165V164H233ZM238 165V163H237ZM0 166V167H1ZM24 168H23V167ZM124 168H123V167ZM147 168H146V167ZM4 167V168H5ZM99 167V168H98ZM129 167V168H128ZM131 167V168H130ZM17 168V169H16ZM28 168V169H27ZM139 168V169H138ZM146 168V169H144ZM154 170H152V169ZM210 168V167H208ZM47 169V170H48ZM88 169V170H87ZM118 169V170H117ZM122 169V170H121ZM125 169V170H124ZM2 170V169H1ZM64 170V171H63ZM128 170V172L126 171ZM132 170V171H131ZM152 170V171H151ZM206 170V169H205ZM18 172V174L16 172ZM89 171V172H88ZM126 174H125V172ZM207 171V170H206ZM204 171V172H206ZM87 172V173H86ZM157 172V171H156ZM189 172V173H188ZM203 172V171H202ZM22 173V175L20 174ZM40 173V174H39ZM62 173H65V174H62ZM130 173V174H129ZM256 173V174H255ZM2 174V175H1ZM12 174V175H11ZM34 174V175H33ZM108 176H107V175ZM129 176H128V175ZM156 174V173H155ZM225 174V173H223ZM206 175V174H204ZM257 175V176H256ZM5 176H9L10 178L7 179V181L4 180V177ZM23 176V177H22ZM34 176V177H33ZM36 176H40L41 179L38 180V182H35L33 181ZM95 176V177H94ZM119 176V177H118ZM39 177V178H40ZM87 177V178H86ZM90 177V178H89ZM108 177V178H106ZM129 177V178H128ZM158 177V178H157ZM197 177V175L195 176V178ZM207 177L208 179L210 180L211 182V176L210 175H207V176H201V178H205L207 180ZM210 177V178H209ZM252 177V178H251ZM65 178V179H64ZM119 178V179H118ZM157 178V179H156ZM245 181L247 179H249V181L252 183H249V181L247 180V182H244V179ZM43 179H44V182H43ZM90 179H93L92 181H90ZM102 179V180H101ZM109 179V180H108ZM160 181H159V180ZM189 179H192V180H189ZM100 180V181H99ZM123 185L120 186L122 183ZM155 183L154 185L155 186H158L157 187V191L160 190L162 193L166 195H175V193L172 192V187L169 186L166 181H165V177L162 175L161 178L160 176L156 175L155 178ZM194 180V181H193ZM241 180L243 182H241ZM90 181V182H89ZM102 181V182H101ZM106 181V182H105ZM162 181V182H161ZM184 181H188V182H191L189 183L188 185L185 184ZM217 181V180H216ZM85 182V183H84ZM96 182V183H95ZM160 182V183H159ZM200 183L201 186H200V189L198 190L199 188V185L197 183ZM255 182V184H254ZM44 183V184H43ZM87 183V184H86ZM91 183V185H90ZM94 183V184H92ZM119 183V185H118ZM239 183V184H238ZM245 184V186L247 185V183H249L248 185L251 186V188L249 187L248 190L250 192L247 191V187H244L243 184ZM97 184V187L95 188L96 191L92 192L90 189H93V185ZM113 184L115 186H113ZM237 184V185H236ZM254 186L252 188V185ZM89 185V186H88ZM99 185V186H98ZM108 185V186H107ZM129 185V186H128ZM241 185V186H239ZM67 186V187H68ZM77 186V187H76ZM86 186V187H84ZM102 186V188H101ZM117 186V188H116ZM23 187V188H22ZM61 187V188H60ZM66 187V188H67ZM80 187V188H79ZM100 187V191H97V189ZM104 187V188H103ZM110 187V189L108 188ZM206 187V188H205ZM241 187V188H240ZM10 188V189H9ZM60 188V189H59ZM83 188V189H82ZM90 188V189H88ZM109 190H108V189ZM113 188V189H112ZM114 188L116 191H114ZM124 188V191H133L134 193L133 196L135 195V198H137L138 200L137 201H132L131 205L133 206V208L135 207V209H133V211L130 213L129 211H122L121 209V206H126V201L123 197V193L125 192H120L119 190L123 189ZM132 188V190H131ZM205 188V189H203ZM243 188V189H242ZM246 188V189H244ZM9 189V190H8ZM208 189V190H207ZM232 189V190H231ZM237 189V190H236ZM241 189V190H240ZM253 189V190H252ZM135 190V191H134ZM15 191V192H14ZM106 191V192H105ZM110 191V192H109ZM208 191V192H207ZM239 191V192H238ZM244 191V192H243ZM247 192L246 196L245 197H242V195H245V193ZM263 191V192H262ZM17 192V193H16ZM20 192V193H19ZM88 192V193H87ZM89 192H92L89 194ZM109 192V193H108ZM137 192V193H136ZM205 192V193H204ZM207 192V193H206ZM233 192V193H231ZM236 192V193H235ZM242 192V193H240ZM252 192V193H251ZM117 193V194H116ZM199 193V195H198ZM210 193V194H209ZM212 193V195H211ZM64 194V193H63ZM109 194V195H108ZM131 194V193H130ZM188 194V196H187ZM250 194V195H249ZM262 194V195H261ZM27 195V196H26ZM66 195V194H65ZM122 197H121V196ZM184 195V196H183ZM193 197H192V196ZM208 197H206V196ZM229 195H230V198H229ZM234 195V200L231 199V197H233ZM64 196V195H63ZM87 196V197H86ZM114 196V197H113ZM118 196V198H117ZM199 196L197 198V200H194L196 199V197ZM237 196V197H236ZM254 196V197H253ZM257 196V197H255ZM9 197V198H8ZM121 197V198H120ZM174 197V196H173ZM242 197V199H241ZM247 197H252V198H247ZM92 198V200H91ZM120 198V199H119ZM140 198V199H139ZM172 198V197H171ZM219 198H221L219 200ZM246 198V199H245ZM261 198V199H260ZM116 199V200H115ZM117 199H118V202H117ZM122 199V200H121ZM157 200H160V197H156ZM218 199V200H217ZM230 199V200H229ZM249 199V200H248ZM259 199V200H258ZM88 200V201H87ZM120 200V201H119ZM194 200V201H193ZM203 202H202V201ZM237 200V201H235ZM241 200V201H240ZM248 200V201H247ZM254 200H256L257 202V206L259 205L258 208H253V210H249L247 208V204L249 203L250 205H252L254 203ZM84 201V202H83ZM181 201V202H182ZM192 201V202H191ZM200 201L202 203H200ZM225 203H224V202ZM245 201V202H244ZM252 203H251V202ZM263 201V202H262ZM23 202V203H22ZM88 202V203H87ZM91 202V204H90ZM95 202V203H94ZM125 202V204H123ZM139 204H138V203ZM144 202V203H143ZM219 202V203H218ZM220 202H223L222 204H220ZM238 202V203H237ZM241 202V203H240ZM118 203V204H117ZM171 203L174 204V207H172L174 210L177 211L178 207L176 202H175V198H172L171 200ZM247 203V204H245ZM16 204V205H15ZM93 204V205H92ZM141 204V205H140ZM216 204V205H215ZM218 204V205H217ZM224 204V205H223ZM229 204V205H228ZM236 204V205H235ZM241 204V205H240ZM248 204V205H249ZM120 205V206H118ZM140 205V206H139ZM195 206H198L196 208L193 207ZM211 205V206H210ZM243 205V206H242ZM245 205V206H244ZM137 206V208H136ZM145 206V207H144ZM187 206V205H186ZM223 206V207H222ZM253 206H255V204H253ZM19 207V208H21ZM67 206L65 207H60L58 208V211H60L61 209H66ZM89 207V209H90ZM92 207H95V208H92ZM102 205L99 204L98 205V208H99V214L100 213H103L104 209L102 210ZM142 207V208H141ZM217 207V208H216ZM244 207V208H243ZM34 208H38V207H32V206H29L28 209L26 210H32V211H28V212H33ZM97 208V209H98ZM194 210L192 211L191 210ZM247 208V209H246ZM119 209V210H118ZM102 210V211H101ZM237 210V211H236ZM239 210V211H238ZM243 210V211H242ZM245 210V211H244ZM248 210V211H246ZM258 210V211H257ZM23 211V210H22ZM201 212V213H198V212ZM230 211V212H229ZM263 211V212H262ZM137 212V213H136ZM147 214H146V213ZM232 212V213H231ZM238 212V213H237ZM69 213V214H68ZM75 211H72V212H67L65 211V215L64 216H69L71 218H76V215H74ZM198 213V214H197ZM242 213V214H241ZM246 215H245V214ZM28 214H31L33 215V213H28ZM144 214V215H143ZM196 214L198 216H196ZM200 214V215H199ZM143 215V216H142ZM211 215V216H210ZM244 215V216H243ZM67 216V217H68ZM232 216V217H231ZM257 216V217H256ZM264 216V215H263ZM261 216V218H263V222L261 223V226L260 228L262 227L264 229V217ZM127 217V219H126ZM212 217V218H211ZM255 217V219H254ZM38 218V217H37ZM97 219L99 218L96 217ZM234 218V219H233ZM184 219H187L184 217ZM215 220V218L213 217L212 214L209 213V218L208 220ZM249 219V220H247ZM126 220V221H125ZM201 220V221H200ZM234 220V221H233ZM244 220V221H242ZM88 222L90 221V219L87 220ZM113 222H116L118 223V221H114L112 220ZM200 221V222H199ZM227 221V222H229ZM247 221V222H246ZM128 222V223H127ZM131 222V223H130ZM134 222V223H133ZM256 222V221H254ZM94 227H96L97 231L100 232V228H103V229H108L107 231H104V232H100V234H98L99 237H117V233L116 230L114 231L113 228H112V225H109L107 226V222L104 223V225L101 226V224H98V222L96 221H92L91 222ZM136 223V224H135ZM141 223V224H140ZM97 224V225H96ZM164 224V225H163ZM244 224V225H243ZM256 225V224H254ZM131 228H129V227ZM251 226V227H250ZM146 227V228H145ZM156 227V228H155ZM159 227V228H158ZM229 227L227 226V229H228V233H230L232 235L231 239L233 238H239V236H236V235H241L240 232H238V230L236 231V229H234V225L232 226L233 228H231L229 230ZM250 227V228H249ZM112 228V229H111ZM135 228V229H134ZM161 228V230H159ZM260 229L259 233L263 231L264 233V230L263 229ZM157 229V230H156ZM164 229V230H163ZM234 229V230H232ZM127 230V231H128ZM139 230V231H138ZM262 230V231H261ZM109 231V233H107ZM141 231V232H140ZM149 231V232H148ZM234 231V232H233ZM106 232V233H105ZM139 232V233H138ZM158 232H159V235H158ZM187 232V233H188ZM192 232V233H191ZM135 233V234H133ZM175 233V234H173ZM234 233V234H233ZM103 234V236H102ZM130 234V235H131ZM227 234H224V235H218L219 236V241L223 242L222 240L226 239V235ZM228 234V236L230 235ZM236 234V235H235ZM245 236L244 238L242 239H245L247 237V233H243ZM258 233H255L252 237H249L251 238L250 240L252 241L253 238H254V241L257 240L258 242H260L262 239H261V235L258 237L257 235ZM262 234V233H261ZM158 235V236H157ZM173 235V236H171ZM182 235V236H180ZM196 235V236H195ZM235 235V237H233ZM97 235H96V238H99ZM150 236V237H148ZM169 236V237H168ZM192 236V237H191ZM221 236V238H220ZM224 238H223V237ZM154 237V239H153ZM191 237V238H190ZM194 237L196 239H194ZM230 237V236H229ZM142 238V239H141ZM171 238V239H170ZM182 238V239H181ZM156 239V240H155ZM161 239V240H160ZM191 239V240H189ZM222 239V240H220ZM260 239V240H259ZM138 240V239H137ZM187 240V241H185ZM139 241V240H138ZM161 241V242H160ZM165 241L166 243L168 244L169 247L167 248H163L165 246ZM146 242V243H147ZM190 242V243H188ZM194 242V243H193ZM192 243V244H191ZM163 244V245H162ZM190 244V246H189ZM196 244V245H194ZM188 245V246H187ZM200 245V246H199ZM203 245V244H202ZM192 246V247H191ZM198 246V247H197ZM160 247V248H159ZM188 247V248H187ZM197 247V248H196ZM170 248H173L170 249ZM196 250H195V249ZM200 248V249H198ZM224 248V247H223ZM159 249V250H158ZM160 249L163 251H160ZM179 249V250H178ZM181 249V250H180ZM193 249V250H192ZM203 249V250H202ZM127 250V249H125ZM168 250V251H167ZM30 250H26V252H29ZM162 252L160 254V252ZM184 251V252H182ZM186 251V252H185ZM187 251H189L187 253ZM263 251V250H262ZM261 250H259V252H262ZM125 252V251H124ZM191 252L195 253L196 255L192 254ZM211 252V253H210ZM177 253V254H176ZM187 255H186V254ZM191 253V254H190ZM203 255H202V254ZM205 253V254H204ZM207 253V254H206ZM209 253V254H208ZM180 254V255H179ZM194 255V256H190L189 255ZM160 255H164L163 258H165V261L164 259L162 258V256ZM182 258V260H180L181 258H179V256ZM182 255V256H181ZM185 255V256H184ZM207 255V256H206ZM264 255V252H262V256ZM201 256V257H199ZM206 256V257H205ZM186 257L188 260H185L184 258ZM214 257V258H213ZM179 258V259H178ZM192 259V260H191ZM211 259V260H210ZM248 259V261H247ZM263 259V262H264V258H261ZM180 260V261H179ZM210 260V261H209ZM250 258H246L244 262H248V263H244V264H257V260L254 261ZM171 261V260H170ZM182 261V262H181ZM213 261L209 264H213ZM251 261V262H250ZM16 262V261H15ZM155 262V260H154ZM186 262V263H185ZM253 262V263H252ZM262 262V263H263ZM32 263H35V264H38V261H32ZM175 263V262H174ZM175 263V264H176ZM17 264V263H16ZM168 264V263H167Z\"/></svg>",
	"mask_w": 264,
	"mask_h": 264
}]
</instances>
